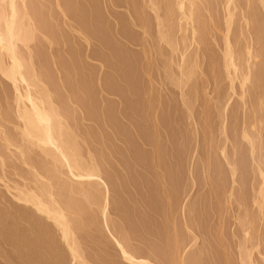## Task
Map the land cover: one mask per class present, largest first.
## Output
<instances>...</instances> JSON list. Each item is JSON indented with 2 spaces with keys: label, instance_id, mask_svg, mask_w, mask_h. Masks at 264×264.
Masks as SVG:
<instances>
[{
  "label": "rangeland",
  "instance_id": "obj_1",
  "mask_svg": "<svg viewBox=\"0 0 264 264\" xmlns=\"http://www.w3.org/2000/svg\"><path fill=\"white\" fill-rule=\"evenodd\" d=\"M16 1V0H15ZM20 0H17L15 3L17 10L21 13L23 12L22 8H25L24 10L27 9V12L30 16V18L32 19V26H34L35 29V36L36 38L32 39L34 41H30L29 44L25 45L27 48H24L22 45L18 44L17 46L20 47L21 49H19L20 53L23 54V56L26 57V55H32V61L35 67V72L37 74V71L39 73V77L41 79V83L43 84H48V85H44L46 86V88L48 89V91H50V93L52 94V98L53 101L56 105V107H60V109L62 110L61 112H63L62 114L64 115V120L65 118H67V120H65V124L67 123L68 126L72 127L74 126V130H76L75 132L78 134L76 135L77 137L79 136V138L81 139L79 142L81 143L80 146V155L83 156V158H92V156H94L92 159H94V161L96 162L97 165V169L98 173L101 177V182L105 183L108 187V191H110L108 193L109 196V208H108V218H107V222H108V228L106 226L105 220L102 219L101 217V211L96 208V211L94 208H92L90 211L84 207L83 210H85L84 214H82V217H78L80 219H82L81 224L78 225V223H80V220L77 218V221L75 219L74 215H71L70 213L67 215L69 216V219L71 220V222L73 223L72 227L74 228V232H75V239L77 241V247H78V252L79 254L82 256V258L84 260H86L85 262H87L86 264H128L125 260H122L121 257V252H119V248L118 246L115 247L116 245L114 244L115 241H113V243H111V233L117 237H121L120 239L123 238V242L124 244H128L126 245V249L132 253L137 259H146L147 261H149L151 264H180L179 262L184 261L185 263L187 262L188 264H211V262H213L212 264H222L221 262H223V264H239L240 259L241 261H246L248 262V264H264V261L262 260L263 258V254H264V249L262 250V248H264V213L260 214L258 208L255 209V206L251 205L256 192L254 191L257 187V182L258 179L255 178V174H254V178H253V174L252 171L254 172V169L252 167V165L250 164L251 162H249V158L248 157V153L249 151H247L246 147H242V145L240 146L239 143V139H240V132L239 130H241L242 126L244 125L243 123H247V121L249 120L250 116H251V109L249 104L247 103V107L244 106V104L241 102L239 95H240V88H236L239 85H235V95L232 94V91L230 89H228V85L227 82L223 81V79L220 77L222 75H220L221 73V63H222V55H223V33H224V14L225 11L221 9V7L218 5V7H215L216 9L213 10V17L217 22L218 26V32H210V38L207 36L206 41H208L207 43H210L209 45L205 42V40L203 42L204 46L207 45L206 47H199V49L196 48L195 45H192L190 47V43L189 42L190 39V32H188L187 34V39L188 42L186 40V42H181L185 45L181 46L179 44L177 51L179 52H175L172 53H167L169 52V50L171 49H167L170 48L167 44L164 45L161 41H160V37H159V31L161 33V28L159 29L160 25L159 23L160 20H158V18H162V22L163 19L166 18V15L168 10H162V8L164 9L166 3H167V7L168 5V0H166L165 2L162 0H150V2L148 3L149 0H34L35 3H33V0H24L22 2L23 5H21V2H19ZM28 1V2H27ZM46 1V2H45ZM61 1V2H59ZM67 1V2H65ZM93 1V2H92ZM107 1V2H106ZM120 1V2H119ZM153 1V3H151ZM24 2V3H23ZM49 2V5H48ZM51 2V3H50ZM54 2V3H53ZM100 2V3H99ZM104 4H103V3ZM113 2V3H111ZM143 2V4H141ZM39 3V4H38ZM41 3V4H40ZM45 3V4H44ZM76 3V4H75ZM82 3V4H81ZM87 3V4H86ZM125 3V4H124ZM131 3V4H130ZM138 3V4H137ZM145 3V4H144ZM148 3V5H147ZM158 3V4H157ZM165 3V4H164ZM242 6L244 4V1L241 2ZM52 4V5H51ZM57 4V5H55ZM64 4V6H63ZM96 4V5H95ZM119 4V5H118ZM124 4V5H123ZM134 4V5H133ZM171 4V3H170ZM20 5V6H19ZM32 5V6H31ZM37 5V6H36ZM41 5V6H39ZM55 5V6H54ZM99 5V6H98ZM102 5V6H101ZM127 5V6H126ZM133 5V6H131ZM138 5V6H137ZM151 5V6H150ZM156 5V6H155ZM160 5V7H158ZM245 5V4H244ZM254 5L255 8H252V11L248 8L252 13H255L258 21H256L255 23H258L259 30H257V26L253 24V26L256 28L257 31H261L263 32L264 35V11H263V7H260L258 4L256 6V4H251ZM35 8H34V7ZM39 6V7H38ZM46 6V7H45ZM68 6V7H67ZM81 6V7H80ZM94 6V7H93ZM122 6V7H121ZM131 6V7H130ZM136 6V7H135ZM140 6V7H139ZM147 6V7H146ZM253 6V7H254ZM58 7V8H56ZM75 7V8H74ZM105 7V8H104ZM111 7V8H110ZM125 7V8H124ZM135 7V8H133ZM142 7V8H141ZM145 7V8H144ZM151 7V8H150ZM157 7V8H155ZM245 7V6H244ZM41 8V9H40ZM53 8V9H52ZM57 10H56V9ZM61 8V9H60ZM77 8V9H76ZM120 8V10L118 9ZM154 8V9H153ZM22 9V10H19ZM46 9V10H45ZM80 9V10H78ZM83 9V10H82ZM115 9V10H114ZM123 9V10H122ZM125 9V10H124ZM135 9V10H134ZM142 11H141V10ZM153 9V10H152ZM157 9V10H155ZM219 9V10H218ZM255 9V12H254ZM29 10V11H28ZM37 13H36V11ZM40 10V11H39ZM42 10V11H41ZM51 10V11H50ZM77 10V11H76ZM92 10V11H91ZM107 10V11H106ZM118 10V11H117ZM131 10V11H130ZM133 10V11H132ZM150 10H152L150 12ZM243 10V9H241ZM241 10H237L235 12L236 17H235V21L232 25L231 28V32H230V39L232 42H236V45L240 49H245V47H248L249 45H253L255 44V37L252 36L253 30H250L246 25H245V21H244V16H241V14L243 13V11ZM262 10V11H261ZM34 11V12H33ZM53 11V12H52ZM60 11V12H58ZM65 13V14H63ZM65 11V12H64ZM75 11V12H74ZM104 11V12H103ZM112 11V12H111ZM117 11V12H114ZM127 11V13L125 12ZM144 11V12H143ZM162 11V12H161ZM164 11V13H163ZM240 11L242 13H240ZM30 12V13H29ZM44 12V13H43ZM48 12H50L48 14ZM73 12V13H71ZM80 12V13H79ZM92 15H91V13ZM99 12V13H98ZM108 14H107V13ZM111 12V13H110ZM119 12V13H118ZM134 12V13H133ZM148 12V13H147ZM155 12V14H154ZM158 12V13H156ZM160 12V13H159ZM220 12V13H219ZM223 12V14H222ZM42 13V14H40ZM52 13V14H51ZM60 13V14H59ZM77 13V14H76ZM106 13V14H105ZM113 13V14H112ZM126 13V15H125ZM132 13V14H131ZM142 15H141V14ZM33 14V15H32ZM36 14V15H35ZM38 14V16H37ZM94 14V15H93ZM104 14V15H103ZM128 14V15H127ZM135 16H134V15ZM155 16H153V15ZM157 14V16H156ZM166 14V15H165ZM222 14V15H221ZM258 14V15H257ZM41 15V16H40ZM49 15V16H48ZM52 17H51V16ZM62 15V16H61ZM74 15V16H73ZM84 15V17H83ZM91 15V16H89ZM99 17H96V16ZM150 15V16H149ZM46 16V17H45ZM64 16V19L62 18ZM79 16V17H78ZM81 16V17H80ZM104 16V17H103ZM110 18H109V17ZM112 16V17H111ZM119 16V17H118ZM126 16L128 18H126ZM139 18H138V17ZM147 16V17H146ZM165 16V18H164ZM34 17V19H33ZM36 17V18H35ZM43 17V18H42ZM48 17V18H47ZM50 17V18H49ZM67 17H69L70 19H68ZM88 17V18H87ZM158 17V18H157ZM254 17V14H253ZM54 20H53V19ZM66 18V19H65ZM96 18V19H94ZM112 18V19H111ZM122 18V19H120ZM138 18V20H137ZM147 18V19H146ZM255 18V17H254ZM38 19V20H37ZM46 19V20H45ZM51 19V20H50ZM111 19V21H110ZM125 19V20H124ZM141 19V20H140ZM34 20V22H33ZM41 20V21H40ZM43 20V21H42ZM54 22H53V21ZM62 20V21H61ZM65 20L67 22H65ZM71 20V21H70ZM76 20V21H75ZM89 20V21H88ZM98 20V21H97ZM110 22H109V21ZM119 20V21H117ZM130 20H133L132 23ZM155 20V21H154ZM158 20V21H157ZM214 20V22H215ZM221 20V21H220ZM241 22H240V21ZM39 21V22H38ZM70 21V22H69ZM136 21V22H135ZM157 21V22H156ZM244 21V22H243ZM41 22V23H40ZM47 22V24H46ZM63 22V24H62ZM72 22H74L72 24ZM78 22V23H77ZM87 22V23H86ZM90 22V23H89ZM98 22V23H95ZM102 22V23H101ZM113 22V23H112ZM116 22V23H114ZM119 22V23H118ZM126 22V23H124ZM138 22V23H137ZM215 22V23H216ZM221 22V23H220ZM39 23V24H38ZM55 23L56 25L54 26ZM58 23V24H57ZM82 25V27L80 26V24ZM89 23V24H88ZM123 23V24H122ZM130 23L135 26L133 27L132 25H130ZM134 23V24H133ZM146 23V24H145ZM156 23V24H155ZM240 23V25H239ZM31 24V23H30ZM52 24V25H51ZM69 24V25H68ZM72 24V25H70ZM98 24V25H97ZM109 26H108V25ZM112 24V25H111ZM129 24V25H128ZM149 24V25H148ZM243 24V25H242ZM260 24V25H259ZM44 27H43V26ZM66 25V26H65ZM92 25V26H91ZM105 27H104V26ZM116 25V26H115ZM122 25V27H121ZM139 25V26H137ZM155 25H157L158 27H155ZM224 25V26H223ZM38 26V27H37ZM46 26V28H45ZM64 26V27H63ZM70 28H69V27ZM76 26V27H75ZM84 26V28H83ZM98 26V27H97ZM124 26V28H123ZM128 26V27H127ZM137 26V28H136ZM141 26V27H140ZM150 26V27H149ZM246 26V27H245ZM252 26V27H253ZM262 26V28H261ZM56 29H55V28ZM75 27V28H74ZM88 29V31L86 30V28ZM97 27V29H96ZM130 27V28H129ZM42 28V29H41ZM59 28V29H58ZM79 28V29H78ZM108 28V30H107ZM115 28V29H114ZM121 28V29H120ZM128 28V29H126ZM135 28V29H134ZM144 28V30H143ZM157 31H156V29ZM235 28V29H234ZM239 28V29H238ZM246 28V29H245ZM45 29V32H44ZM48 29H50L48 31ZM58 29V30H57ZM68 29V30H66ZM74 29V30H73ZM78 29V30H77ZM92 29V31H91ZM97 31H94V30ZM100 29V31H99ZM102 29V30H101ZM118 29V31H117ZM138 29V30H137ZM242 31H241V30ZM39 30V32H38ZM53 32H52V31ZM72 30V31H70ZM81 32H80V31ZM115 32H114V31ZM137 30V32H136ZM142 30V31H141ZM249 30V31H247ZM254 30V32L256 31ZM41 31L44 33H42L43 35H41ZM57 31V32H56ZM67 31V32H66ZM76 31V32H75ZM82 36L80 37L79 34ZM123 31V32H122ZM130 33H129V32ZM135 31V32H133ZM211 31V30H210ZM237 31V32H236ZM246 33H245V32ZM48 34H47V33ZM83 32V33H82ZM87 32V33H86ZM108 32V33H107ZM122 32V33H120ZM127 32V33H126ZM141 32V33H140ZM178 32V30H177ZM39 33V34H38ZM55 33V34H54ZM57 33V34H56ZM74 33V34H73ZM77 33V34H76ZM96 33V34H94ZM100 33V35H99ZM112 35H110V34ZM135 33V34H134ZM154 36L157 35V36ZM176 33V31L174 32ZM173 33V38H174V34ZM236 33V35L234 34ZM240 33V35H239ZM251 33V34H250ZM38 34V35H37ZM46 34V35H45ZM71 34V35H70ZM98 34V35H97ZM132 34V35H131ZM140 34V35H139ZM144 34V36H142ZM147 38H146V36ZM179 34V35H178ZM213 34V35H212ZM220 34V35H219ZM222 34V35H221ZM53 35V36H52ZM59 35V36H58ZM63 35V36H62ZM84 35V36H83ZM182 33H176L175 38L176 39H181L182 38ZM190 37H189V36ZM234 35V36H233ZM39 38H38V37ZM43 36V37H40ZM69 36V37H68ZM98 36V37H96ZM117 36V38H116ZM135 36V37H133ZM153 38H152V37ZM214 36V37H213ZM249 36H250V40H249ZM51 37L50 41H52V43L47 40H49V38ZM66 37V39H65ZM74 41H73V39ZM77 37V38H76ZM124 37V38H123ZM149 37V39H148ZM159 37V38H157ZM222 37V38H221ZM232 37V38H231ZM42 38H46L47 40H44ZM62 38V41H60ZM84 38V39H83ZM103 38V39H102ZM128 38V39H127ZM152 40H151V39ZM157 38V39H156ZM174 38V39H175ZM58 43H56V41ZM60 39V40H59ZM72 39V40H71ZM83 39V40H81ZM94 39V40H93ZM113 39V40H112ZM119 39V41H118ZM126 39L128 41H126ZM131 43H130V41ZM133 39V40H132ZM179 39V41H181ZM243 39V40H242ZM264 38L261 39L260 41V49L261 47L264 48ZM80 40V41H79ZM85 40V42H84ZM99 40H103V41H99ZM109 40V41H108ZM111 40V41H110ZM123 40V41H121ZM138 43H137V41ZM145 40V41H144ZM155 40H158L155 41ZM215 41L214 43L212 41ZM218 40V41H217ZM222 40V42H221ZM252 40V41H251ZM263 40V41H262ZM38 41V42H37ZM43 41V42H42ZM69 41V42H68ZM72 41V42H71ZM92 41V42H91ZM100 43H99V42ZM107 41V42H105ZM121 41V42H120ZM126 41V43H125ZM147 41V43H146ZM151 41V43L149 42ZM175 42H178V40H174ZM250 41V42H249ZM48 45H45L46 43ZM54 42V43H53ZM68 42V43H67ZM87 42V43H86ZM89 42V43H88ZM97 42V43H95ZM123 42V43H122ZM157 42V44H156ZM234 42V43H235ZM244 42V43H243ZM35 45H33V44ZM52 44L50 46V44ZM64 45H63V44ZM74 43V44H73ZM76 43V45H75ZM86 43V44H84ZM99 43V44H98ZM102 43V44H101ZM106 43V45H105ZM142 43V44H140ZM189 43V44H188ZM218 43V44H217ZM223 43V44H222ZM32 44V45H31ZM55 44V45H53ZM67 44V45H66ZM79 46H78V45ZM88 44V45H87ZM96 44V45H95ZM127 44V45H126ZM152 44V45H151ZM215 44V45H214ZM247 44V45H246ZM20 45V46H19ZM41 45V46H40ZM58 45V46H57ZM63 45V46H62ZM72 45V46H71ZM86 45V46H85ZM120 45V46H119ZM142 45V46H141ZM146 45V46H145ZM156 47H154V46ZM158 45V46H157ZM22 46V47H21ZM45 46V47H42ZM57 46V48H56ZM95 46V47H94ZM113 46V48H112ZM126 46V47H125ZM140 46V47H139ZM149 46V47H148ZM189 46V48H185ZM242 46L244 48H242ZM52 47V48H51ZM68 49H67V48ZM70 47V48H69ZM74 47V48H73ZM76 47V48H75ZM78 47V48H77ZM107 47V48H106ZM118 47H119V51H118ZM120 47H122L120 49ZM146 47V49H145ZM152 47V48H151ZM154 47V49H153ZM158 47V48H157ZM162 47V48H161ZM208 47V48H207ZM215 47V48H214ZM259 47V46H258ZM24 48V49H22ZM32 48V49H31ZM44 48V49H43ZM50 48V49H49ZM83 48V49H82ZM92 48V49H91ZM94 48V49H93ZM102 48V50H101ZM111 48V49H110ZM164 48L165 52H164ZM37 51H36V50ZM41 49V50H40ZM57 49V51H56ZM60 49V50H59ZM63 49V50H61ZM75 49V50H74ZM111 51H109V50ZM126 49V50H125ZM129 49V50H128ZM142 49V50H141ZM150 51H149V50ZM154 50V51H151ZM156 49V50H155ZM160 49V50H159ZM181 49V50H180ZM187 49V50H186ZM192 49V50H191ZM213 49V50H212ZM219 49V50H218ZM29 50V51H28ZM33 50V51H32ZM44 50V51H43ZM47 50V52H46ZM59 50V51H58ZM70 50V51H69ZM91 50V51H90ZM103 50H107L105 52H103ZM117 50V51H116ZM183 50V51H182ZM30 51H32V53H30ZM36 51V52H35ZM52 51V52H51ZM56 53H54V52ZM64 51V52H63ZM94 51V53H93ZM115 53H114V52ZM134 51V52H133ZM137 51V52H136ZM164 52V54L162 52ZM186 51V53H185ZM190 53H189V52ZM264 51V49H263ZM263 51H262V55H263ZM28 52V53H27ZM46 54H45V53ZM59 52V53H58ZM103 52V53H101ZM149 52V54H148ZM183 52V54L186 56L189 55V58L192 59L194 58L195 55L196 56V62L197 66H198V70H197L199 77L194 78L193 80L190 81V83H187L186 85H183L184 83H182V87H186V88H181L180 86L177 87L178 85L176 84L177 80H181V75H179L180 72H182L180 69L181 67H184V65L182 64V62L180 61L179 55H182L181 53ZM27 53V54H25ZM37 53V54H36ZM58 59L57 56L58 55ZM127 53V55H126ZM134 53V54H133ZM143 53V54H142ZM167 53L168 57L171 55V57H166L167 55H165ZM221 53V54H220ZM25 54V55H24ZM36 56H35V55ZM56 54V55H55ZM63 54V55H62ZM65 54V55H64ZM93 54V55H92ZM104 54V56H103ZM107 54V55H106ZM112 54H115V58L113 57ZM121 54V56H120ZM132 54V55H131ZM137 54V55H135ZM154 54V56H153ZM215 54V55H214ZM53 55V56H52ZM68 55V56H67ZM102 57H101V56ZM110 55V57L108 56ZM144 57H143V56ZM151 57H149V56ZM161 55V56H160ZM176 55V56H175ZM183 55V56H184ZM45 56V57H44ZM70 56V57H69ZM76 56V57H75ZM79 56V57H78ZM95 56V57H94ZM99 56V57H98ZM125 56V57H124ZM214 56V57H213ZM36 57V58H34ZM47 57V58H46ZM52 57V58H51ZM56 60H54L55 58ZM73 57V58H72ZM85 57V58H84ZM87 57H89V60L87 59ZM104 57V58H103ZM121 57V58H120ZM132 57V58H131ZM145 59H143V58ZM149 57V58H148ZM155 57V58H153ZM159 57V58H158ZM176 57V58H175ZM204 57V58H203ZM264 57V55H263ZM39 58V59H38ZM63 58V59H62ZM67 58V59H66ZM69 58V60H68ZM112 58V59H111ZM124 58H127L124 60ZM134 58V59H133ZM165 58V60H164ZM171 58V59H170ZM175 58V59H174ZM187 58V57H186ZM205 60H203V59ZM46 59V60H45ZM48 59V60H47ZM62 59V61H61ZM73 59V60H72ZM96 59V60H95ZM100 59V61H99ZM101 59H105V61H102ZM107 59V60H106ZM115 59V60H114ZM118 59V60H117ZM123 59V60H122ZM129 59V60H128ZM133 59V60H131ZM136 59V60H135ZM161 59V60H160ZM188 59V58H187ZM7 60V59H6ZM40 60V61H39ZM139 60V61H138ZM169 60V61H168ZM178 63H176V61ZM182 60V59H181ZM189 60V59H188ZM193 60V59H192ZM191 60V61H192ZM5 61V60H4ZM38 61V62H37ZM43 61V62H42ZM51 61H54L53 63ZM61 61V62H60ZM66 61V62H65ZM71 61V62H70ZM89 61V62H88ZM111 61V63H110ZM119 61V62H116ZM128 61V62H127ZM137 61V62H136ZM143 61V63H142ZM147 61V62H146ZM171 61V63H169ZM264 61V58H263ZM8 63V61H5ZM81 62V63H80ZM85 62V63H84ZM123 62V63H122ZM125 62V64H124ZM141 62V64H140ZM211 62V64H210ZM215 62V63H214ZM39 65H38V64ZM41 63V65H40ZM69 63V65L67 64ZM117 63V64H116ZM135 63V65H133ZM156 63V65L154 66V64ZM163 65H160V64ZM167 63V64H166ZM46 64V65H45ZM59 64L60 68H57ZM61 64L62 67H61ZM65 64V65H64ZM72 64V65H71ZM87 64V66H86ZM114 64V65H113ZM123 64V65H122ZM169 64H171L170 66V70L169 71ZM176 64H180V65H176ZM205 64V65H204ZM209 64V65H208ZM43 65V66H42ZM52 65L55 66L52 67ZM68 65V66H67ZM95 65V66H93ZM98 65V66H97ZM103 65H105L103 67ZM113 65V66H112ZM121 67H120V66ZM128 65V66H126ZM132 65V66H131ZM147 65V66H146ZM160 65V66H159ZM166 65V68H164V66ZM174 65V66H173ZM211 65V66H210ZM217 65V66H216ZM64 66V67H63ZM102 66V67H100ZM108 68H107V67ZM145 66V67H143ZM176 66V67H175ZM186 66V65H185ZM41 67V68H40ZM43 67V68H42ZM72 67V68H70ZM79 67V68H78ZM82 67V68H81ZM99 67V69H98ZM119 67V68H118ZM134 69H133V68ZM139 67V68H138ZM162 68L160 70V68ZM174 67V68H173ZM178 67V68H177ZM50 68V69H49ZM65 68V69H64ZM70 68V69H69ZM75 68V69H74ZM93 68V69H90ZM102 68V69H100ZM105 68V69H104ZM108 70H107V69ZM109 68L111 70H109ZM172 68V69H171ZM185 68V67H184ZM54 69H58V70H54ZM62 69V70H59ZM77 69V70H76ZM97 69V70H96ZM122 69V70H121ZM142 69V70H141ZM148 69V70H147ZM177 69V70H176ZM219 69V70H218ZM76 70V71H75ZM79 70V71H78ZM104 70V71H103ZM114 70V71H113ZM131 70V71H130ZM136 70V71H135ZM165 72H163V71ZM174 70V71H173ZM178 70L180 71L178 73ZM210 70H211V76L210 75ZM54 71H57L56 73ZM63 71L67 72V73H63ZM73 73H72V72ZM82 71V73H81ZM90 71V72H89ZM100 71V72H99ZM111 71V72H110ZM121 71V72H120ZM130 71V72H129ZM135 71V72H134ZM145 71V72H144ZM177 71V72H176ZM52 72V73H51ZM61 72V73H60ZM85 72V73H84ZM100 75H99V73ZM113 72V73H112ZM116 72V73H115ZM163 72V73H162ZM57 73H58V78H57ZM70 73V75H69ZM76 73V76H75ZM93 73V75H92ZM133 73V75H132ZM143 73V75H142ZM147 73V76H146ZM157 73V75H156ZM168 73L170 76H168ZM67 75V77H66ZM92 75V76H91ZM95 75V77H94ZM105 75V76H104ZM107 75V77H106ZM128 75V76H126ZM166 76L164 78V76ZM173 75V76H172ZM176 75V76H175ZM179 75V76H178ZM2 76V74L0 75V77ZM45 76V77H44ZM67 80H66V78ZM69 76V77H68ZM81 76V77H80ZM123 76V78H122ZM126 76V78H125ZM131 76V77H130ZM144 76V77H143ZM150 76V77H149ZM163 76V77H162ZM177 77V78H174ZM80 77V78H78ZM92 77V79H91ZM99 77V78H98ZM135 77V79H134ZM146 77V78H145ZM148 77V78H147ZM157 77H159L158 79ZM210 77V78H209ZM4 77L2 76L0 78V90H2V92L0 91V131L3 130V132L5 133H1L0 132V140H2L1 136L6 137L5 135H9L12 138H16V135L18 134V128L21 125L20 121L18 120V117L16 116V104L14 101L15 98V89L14 86L11 82L7 81L6 79H3ZM69 78V79H68ZM83 78V79H82ZM90 78V82L89 79ZM98 78V79H97ZM117 78V79H116ZM122 78V79H121ZM139 78V80H137ZM141 78V79H140ZM143 78V79H142ZM209 78V79H208ZM46 79V80H45ZM56 79V80H55ZM59 82H58V80ZM63 81H62V80ZM74 79V80H73ZM76 79V81H75ZM86 79V80H85ZM88 79V80H87ZM107 79V80H106ZM114 79V80H113ZM134 79V80H133ZM147 79H149L147 81ZM162 79V80H161ZM171 79V80H170ZM198 79V81H197ZM84 80V81H83ZM106 82H105V81ZM123 82H122V81ZM127 84H126V81ZM152 80V81H151ZM163 80L165 81V83L163 82ZM171 82H170V81ZM196 80V81H195ZM205 80V82H204ZM219 80V81H218ZM66 81V82H65ZM75 81V83H74ZM80 81V82H79ZM86 81V82H85ZM98 81V82H96ZM110 81V83H109ZM116 81V82H115ZM119 81V82H118ZM143 81V82H142ZM150 81V82H149ZM161 81V82H160ZM216 81V82H215ZM218 81V82H217ZM5 82V83H4ZM44 82V83H43ZM83 82V83H82ZM93 82V83H92ZM102 82V83H101ZM125 82V83H124ZM169 82V84L167 83ZM178 82V81H177ZM20 83V82H18ZM31 84H35L34 82H30ZM60 83V84H59ZM69 83V84H68ZM74 83V84H73ZM90 83V84H89ZM98 83V84H97ZM120 83V84H118ZM142 83V85L140 84ZM146 83V84H145ZM167 83V84H166ZM193 83V84H192ZM195 83V85H194ZM211 83H214L213 85ZM218 83V84H217ZM21 85H18V88H22L21 91L24 94V90L25 92H29L30 90V94L32 93H36V89L32 88L31 84L28 85V89L26 88L27 84L26 83H20ZM63 84V85H61ZM72 84V85H71ZM87 84V85H86ZM92 84V85H91ZM117 84V85H116ZM153 84V85H152ZM155 84V85H154ZM190 84V85H189ZM197 84V86H196ZM208 84V85H207ZM220 84V85H219ZM222 84V85H221ZM36 85V84H35ZM51 85V86H49ZM66 85V86H65ZM68 85V86H67ZM84 85V86H83ZM126 85V87H125ZM167 85V86H166ZM192 88H189V87ZM205 85V86H204ZM212 85V86H211ZM21 86V87H20ZM31 86V88H30ZM56 86V87H55ZM61 86V87H60ZM73 86V87H72ZM82 86V87H81ZM96 86V87H95ZM99 86V87H98ZM101 86V87H100ZM109 88H108V87ZM112 86V87H111ZM122 86V87H121ZM142 86V87H141ZM146 86V87H145ZM154 86V87H153ZM156 86V87H155ZM165 86V88H164ZM172 88H171V87ZM210 86V87H209ZM67 87V88H66ZM85 87V88H84ZM118 87V88H117ZM121 87V88H120ZM134 87V88H133ZM141 87V88H140ZM151 87V88H150ZM177 87V88H176ZM196 87V88H195ZM208 87V88H207ZM214 87V88H213ZM6 88V90H5ZM30 88V89H29ZM57 88H59V90H57ZM64 89L65 91H63L62 89ZM66 88V89H65ZM71 88V89H70ZM75 88V89H74ZM77 88V89H76ZM79 88V89H78ZM107 88V89H106ZM124 88V89H123ZM128 90H127V89ZM158 88V89H157ZM164 88V89H163ZM207 88V89H206ZM32 89H35L32 91ZM73 89V90H72ZM88 89V90H87ZM99 89H101L99 91ZM115 89L116 92H114ZM117 89V90H116ZM136 89V90H134ZM146 89V90H144ZM156 89V90H155ZM169 89V90H168ZM179 89V90H178ZM212 89V92H211ZM62 90V91H61ZM71 90V91H70ZM83 90V91H82ZM91 90V91H90ZM104 90V91H103ZM110 90V91H109ZM112 90V91H111ZM121 90V91H119ZM160 90V91H159ZM171 90V91H170ZM194 90V91H193ZM198 90V91H197ZM203 90V91H202ZM218 90V91H217ZM239 90V91H238ZM13 91V92H11ZM32 91V93H31ZM54 91V92H53ZM69 91V92H68ZM128 91V93H127ZM143 91V92H141ZM165 91V92H164ZM191 91V93L189 92ZM197 93H196V92ZM206 91V94H205ZM208 91V92H207ZM228 94H227V92ZM59 92V93H58ZM84 92V93H83ZM102 92V93H100ZM107 93L104 94V93ZM109 92V94H108ZM119 92V93H118ZM145 92V93H144ZM149 92V93H148ZM159 92V93H158ZM179 92V93H178ZM189 92V93H188ZM195 92V93H194ZM202 92H203V99H202ZM216 92V94H215ZM65 93V94H64ZM67 93V94H66ZM71 96H70V94ZM81 93V94H80ZM94 93V94H93ZM96 93V94H95ZM121 93V94H120ZM148 93V94H147ZM151 93V94H150ZM157 93V94H156ZM163 93V94H162ZM172 93V94H171ZM175 93V94H174ZM181 93V94H180ZM182 93L184 97V101L182 98ZM199 93V94H198ZM211 93L213 95H211ZM224 93L226 95H224ZM2 94H4L3 96H1ZM32 94V95H34ZM57 94V95H55ZM100 94V95H99ZM117 94L119 96H117ZM125 94V95H123ZM144 94V95H143ZM165 94V95H164ZM169 94V95H168ZM218 94V95H217ZM8 95V96H7ZM83 95V96H82ZM97 95V98L96 96ZM116 96L115 100L113 99ZM140 95V96H139ZM195 95V97H194ZM205 95V97H204ZM208 95V96H207ZM231 95L230 98V102L228 101L227 104V99L228 97ZM88 96V98H87ZM99 96V97H98ZM108 96V97H107ZM110 96V97H109ZM124 96V98H123ZM160 99H159V97ZM168 96V97H167ZM211 96V97H210ZM228 96V97H227ZM81 97V98H80ZM83 97V98H82ZM86 99H85V98ZM93 97V98H92ZM103 97V98H102ZM121 97H122V102H121ZM130 97V98H129ZM142 97V98H139ZM149 97V98H148ZM210 97V100L209 98ZM218 97V100H217ZM223 97V98H222ZM6 98V99H5ZM12 98V99H11ZM57 98V99H56ZM67 98V100L65 99ZM106 98V99H104ZM112 98V99H111ZM168 98V99H166ZM189 98V99H188ZM195 98V100H194ZM197 98V99H196ZM216 98V100H215ZM3 99V100H2ZM11 99V100H10ZM125 99V100H124ZM129 99V100H128ZM143 99V100H142ZM159 99V101H158ZM206 99V100H205ZM226 99V100H225ZM84 100V101H83ZM90 100V102H89ZM92 100V101H91ZM103 104H102V101ZM148 100V102H147ZM163 100V101H162ZM168 100V101H166ZM173 100V101H172ZM205 100V101H204ZM209 100V101H208ZM221 100V101H220ZM3 101H7V103L5 102V104L3 103ZM57 103H56V102ZM67 101V102H65ZM69 101V103H68ZM76 101V102H75ZM95 101V102H94ZM117 101V102H116ZM121 104H119L120 102ZM175 101V102H174ZM183 101V102H182ZM188 101V102H187ZM194 101V102H193ZM196 101V102H195ZM114 102V103H113ZM119 102V103H118ZM126 102V103H125ZM162 102V104H161ZM168 102V103H166ZM173 102V103H172ZM213 102V103H212ZM219 102V103H218ZM223 102V103H222ZM237 102H239L237 104ZM12 103V104H11ZM53 103V104H54ZM64 105H62V104ZM90 103V104H89ZM97 106H96V104ZM107 103V104H106ZM111 103V105H110ZM116 103V104H115ZM118 103V104H117ZM123 103V104H122ZM132 103V104H131ZM148 103V104H147ZM158 103V104H157ZM177 103V104H176ZM181 103V104H180ZM185 103V104H184ZM205 105H204V104ZM216 105H215V104ZM227 107H226V105ZM79 106H78V105ZM195 104V106H194ZM218 104V105H217ZM4 105V106H3ZM13 105V106H12ZM67 105V106H66ZM91 105V106H90ZM94 105V107H93ZM107 105V106H106ZM115 105V106H114ZM117 105V106H116ZM125 105V106H124ZM146 105V107H145ZM148 105V108H147ZM215 105V106H214ZM226 107L225 111L223 108L220 107ZM3 106V107H1ZM82 106V107H81ZM85 106V107H84ZM88 106V107H87ZM100 108H99V107ZM110 106V107H109ZM114 106V107H113ZM128 106V107H127ZM169 106V108H168ZM192 106V107H191ZM201 106V107H200ZM210 108H208V107ZM213 106L215 108H213ZM217 106V108H216ZM14 107V108H13ZM69 107H71L69 109ZM84 107V108H83ZM93 107V108H92ZM122 107V108H121ZM138 107V108H137ZM176 107V108H175ZM182 107V109H181ZM204 107V108H203ZM238 107V109H237ZM3 110H2V109ZM83 108V110H82ZM91 108V109H90ZM102 108V109H101ZM118 108H119V112H118ZM124 108V109H123ZM130 108V109H129ZM133 108V110L131 111V109ZM173 108V109H172ZM194 108V109H193ZM203 108V109H202ZM208 108V113L206 112V109ZM220 110H219V109ZM231 108V109H230ZM12 109V110H11ZM90 109V110H89ZM115 109V110H113ZM117 109V110H116ZM135 109V110H134ZM149 109V111H148ZM189 109V110H188ZM193 109V110H192ZM218 109V110H217ZM235 109V110H233ZM2 110V111H1ZM87 110V112L85 111ZM101 110V111H100ZM110 110V111H109ZM122 110V111H121ZM145 110V112L143 111ZM168 110V111H166ZM174 110V111H173ZM198 110V111H197ZM218 112H217V111ZM238 110V111H237ZM85 111V113H84ZM94 111V112H93ZM115 111V114H111ZM126 111V112H125ZM136 113H135V112ZM186 112V116H184V113ZM192 111V112H191ZM216 111V112H214ZM222 111V112H221ZM225 113H224V112ZM241 111V112H240ZM13 112V113H10ZM15 112V113H14ZM69 112V113H67ZM91 112V113H90ZM93 112V113H92ZM101 112V113H100ZM151 112V113H150ZM224 114V116H220V113ZM244 114H243V113ZM1 113H4V115H1ZM9 113V114H7ZM66 113V114H65ZM89 113V115H88ZM96 113V114H95ZM99 115H98V114ZM109 113V114H108ZM119 113V114H118ZM145 113V114H144ZM162 113V114H161ZM202 113V115H200ZM207 113V114H206ZM219 113V114H218ZM238 113V114H237ZM247 113V114H246ZM249 113V114H248ZM13 114V115H12ZM70 114V115H69ZM94 116H93V115ZM176 114V115H175ZM189 114V116H188ZM204 114V115H203ZM214 114V115H213ZM246 114V115H245ZM74 115V116H73ZM85 115V116H84ZM87 115V116H86ZM102 115V116H101ZM106 115V117H104ZM109 115H111L109 117ZM137 115V116H136ZM144 115V117H143ZM220 117H218V116ZM15 118H14V117ZM91 116V117H90ZM103 118V122L102 118ZM115 116V117H114ZM117 116V117H116ZM141 116V117H140ZM147 116V117H146ZM149 116V118H148ZM175 116V117H174ZM182 116V117H181ZM191 116V117H190ZM199 116V117H198ZM243 116V117H242ZM8 117V118H7ZM72 117V118H71ZM90 121H89V119ZM120 117V118H119ZM187 117V118H186ZM224 117V118H222ZM13 118V119H12ZM78 118V119H77ZM87 118V119H86ZM153 118H155V123L153 122ZM190 118V119H189ZM201 118V119H200ZM204 118V119H203ZM220 118V120H219ZM10 119V120H8ZM74 121H73V120ZM92 119V120H91ZM101 119V120H100ZM149 121H148V120ZM162 119V120H161ZM181 119V120H180ZM208 119V120H207ZM231 119H233L231 121ZM8 120V121H6ZM18 122H17V121ZM88 120V121H87ZM98 120H100L98 122ZM123 120V121H122ZM144 120V121H143ZM152 120V122H151ZM190 120V121H188ZM194 120V121H193ZM204 120V121H203ZM10 121V122H9ZM68 121V122H67ZM76 121V122H75ZM133 121V122H132ZM135 121V122H134ZM140 121V122H139ZM143 121V123H142ZM177 121V122H176ZM179 121V122H178ZM193 121V122H192ZM225 121V122H224ZM245 121V122H244ZM80 125H78L79 123ZM92 122L93 124L95 123V125L93 126V124L91 125L90 123ZM125 122V123H124ZM145 122V123H144ZM208 122V123H207ZM220 122V123H219ZM228 122V123H227ZM12 125H11V124ZM19 123V125L17 124ZM74 123V124H73ZM77 123V124H75ZM89 123V124H88ZM120 123V124H119ZM122 123V124H121ZM164 123V124H163ZM180 123V124H179ZM196 123V124H195ZM204 123V125H203ZM223 123V124H222ZM225 123V124H224ZM232 123V124H231ZM235 123V124H234ZM245 123V124H246ZM2 124H4V126H2ZM10 124V126L8 125ZM15 124V125H14ZM136 124V125H135ZM140 124V125H138ZM156 126H155V125ZM178 124V125H177ZM185 124V125H184ZM188 124V125H187ZM217 124V125H216ZM222 124V125H221ZM241 124V125H240ZM18 125V126H16ZM66 125V126H67ZM89 125V126H88ZM125 127H124V126ZM191 127H188V126ZM199 125V126H198ZM206 125V126H205ZM216 125V127H215ZM222 127H221V126ZM227 128V136L229 138V142L228 144H226V149H227V155L232 158L235 150L236 153H238L237 155V161H238V166L240 167V169L242 168L244 170V174H243V170L238 168L237 171V175L236 178L234 180H232L229 176V171H227V168L225 167V161L222 151L224 149V143L222 139V132H223V136L226 139V135L224 134V128ZM236 125V127H235ZM238 125V126H237ZM84 126V127H81ZM122 126V127H121ZM132 127V128H129ZM177 128H176V127ZM181 126V127H180ZM186 126V127H185ZM198 126V128H197ZM5 127V128H4ZM12 127H14L15 129H13ZM76 127V128H75ZM96 127V129H95ZM99 127V129L97 128ZM111 127V128H110ZM160 127V128H159ZM195 127V128H194ZM230 129H229V128ZM241 127V128H240ZM11 128V129H10ZM81 128V130H80ZM84 128V129H83ZM92 128V130H91ZM101 128V129H100ZM138 128V129H137ZM146 128V129H145ZM190 128V130H189ZM192 128V129H191ZM219 128H223L222 130ZM86 130L87 133H85ZM107 129V130H105ZM130 129V131H129ZM133 129L134 132H133ZM142 129V130H141ZM199 129V130H198ZM218 129V130H217ZM239 129V130H237ZM17 131V132H12V131ZM113 130V131H112ZM156 130V132H155ZM163 130V131H161ZM194 130V131H192ZM211 130V131H210ZM78 131V132H77ZM95 131V132H94ZM98 131V132H96ZM103 131V132H102ZM125 133H124V132ZM141 131V132H140ZM170 131V132H169ZM186 131V132H185ZM222 131V132H221ZM239 131V132H237ZM83 133L84 135H80ZM93 132V133H92ZM100 132V134H99ZM119 132V134H118ZM122 132V133H121ZM133 132V133H132ZM137 132V133H136ZM148 132V133H147ZM172 132V133H171ZM174 132V133H173ZM179 132V134H178ZM189 132V133H188ZM194 132H196L194 134ZM201 132V133H200ZM217 132L220 134H217ZM234 132V134H237L236 136L234 134H232ZM10 133V134H9ZM75 133V134H76ZM117 133V136L116 134ZM124 133V134H123ZM150 133V134H149ZM185 133V134H184ZM206 133V135L204 134ZM12 134V135H11ZM93 134V135H92ZM111 134L113 135V138L111 136ZM115 134V135H114ZM139 134V135H138ZM166 134V135H165ZM190 134L191 137H189L188 135ZM192 134V135H191ZM203 134V135H202ZM15 135V136H14ZM85 135H88L85 136ZM96 135V136H95ZM98 135V137H97ZM100 135V136H99ZM132 135V136H131ZM141 135V136H140ZM143 135V136H142ZM162 135V136H161ZM166 137H165V136ZM168 135V136H167ZM171 135L172 136L171 138ZM179 135V136H178ZM202 135V136H201ZM210 137H209V136ZM221 137H219V136ZM7 136V137H9ZM14 136V137H13ZM136 136V137H135ZM139 136V137H138ZM158 136V137H157ZM183 136V137H182ZM193 136V138H192ZM219 138H218V137ZM239 136V137H238ZM3 137V138H4ZM87 137V138H86ZM110 137L112 140H110ZM146 137V138H145ZM152 137V138H151ZM187 137V139H186ZM86 138V139H85ZM98 138V139H97ZM101 138V139H100ZM105 138V139H104ZM129 138V139H128ZM167 138V139H165ZM234 138H237L234 140ZM239 138V139H238ZM91 139H93L92 141H90ZM95 139V140H94ZM137 139V140H136ZM142 139V140H141ZM151 139V140H149ZM191 139V140H190ZM193 139V141H192ZM203 139V140H202ZM212 139V140H211ZM216 139V140H215ZM220 139V140H219ZM232 139V141H231ZM86 140V141H85ZM91 142H89V141ZM102 140V142H101ZM106 140V141H105ZM109 140V141H108ZM125 140V141H124ZM184 140V141H182ZM0 141V144L2 143ZM95 141V142H94ZM139 141V143H138ZM168 141V143L166 142ZM174 141V142H172ZM188 141V142H187ZM209 143H208V142ZM217 143H216V142ZM106 142V143H105ZM116 142V143H115ZM124 142V145H123ZM143 142V143H142ZM176 142V143H175ZM192 142V144L190 143ZM223 144H222V143ZM88 143V144H87ZM90 143V144H89ZM112 143V144H111ZM119 143V144H118ZM127 143L128 147H126L127 145L125 144ZM130 143V144H128ZM132 143V145H131ZM141 143V144H140ZM172 143V144H171ZM187 143V144H186ZM234 143L237 146V149L235 148V150H232L234 148ZM149 144V145H148ZM157 144V145H156ZM177 144V145H176ZM215 144V145H214ZM2 145L4 146V144L2 143ZM0 146V148H2L3 146ZM84 145V146H83ZM88 145V146H86ZM92 145V147H91ZM106 145V146H105ZM110 145V146H109ZM117 145V146H116ZM134 145V146H133ZM149 147H148V146ZM182 145V148H184V150L182 148H180ZM184 145V146H183ZM191 145V146H189ZM86 146V147H85ZM123 148H122V147ZM139 146V147H138ZM143 146V147H142ZM162 148H161V147ZM209 146V147H208ZM214 146V149H213ZM235 146V147H236ZM244 146V145H243ZM90 151L88 153V151L85 153L84 148H87ZM94 147V149H93ZM133 147V148H132ZM148 147V148H147ZM151 147V149H149ZM156 147V148H155ZM165 147V148H164ZM206 147V148H204ZM217 147V151L215 152ZM220 147V151L219 152V148ZM241 147V148H240ZM118 148V149H117ZM145 148V149H144ZM147 148V149H146ZM187 148V149H186ZM246 148V152L245 149ZM11 149V150H10ZM91 149V150H90ZM124 149V150H123ZM128 149V150H127ZM136 149V150H135ZM182 149V150H181ZM214 151H212V150ZM240 149V150H239ZM4 150L5 149H1ZM116 150V151H115ZM140 150V151H139ZM238 150V151H237ZM3 151V152H4ZM8 151V150H7ZM13 153V154H11ZM9 153L5 152V155H7L6 157H9V160H11V162L9 163L8 159H5V157H1V159H4V161H0V173L4 176H2L0 174V177L2 179H0V241L2 240L4 243H0V247L3 248V250H1L0 248V264H19L20 260L22 264H69L71 262L72 257H70L69 255V249L67 248L66 244L62 241V239H60V233L57 234L59 235L57 237L56 233H58V229L57 232L55 229V226L52 224V222H50V220H46L44 219V217H42L41 215H39L38 213H35V210H32L30 208V206L24 204V203H20L17 201L14 202L16 199H14V197L16 196L15 193L20 192V189L23 188L25 185L26 187H24V189L21 190H26L25 192L29 191L28 189H31L33 191V189L38 190L36 188L41 187V186H45L43 185V183H46V185L48 184V182L45 181V179H40L41 186L37 185V183L35 184V180L34 178H29L30 176L33 177V171L36 170V168H34L35 170L32 169V167H36L37 165H39V169H40V165L44 163L46 164V162H44V159L41 160V157L38 153H32V156L28 155L26 157L30 158L29 163L27 162V159L25 160L26 164L24 163V160L21 158H19V154H15L17 152V150H15V148H9ZM16 151V152H15ZM92 151L95 152V154H92ZM101 151V152H100ZM104 151V152H103ZM106 151V152H105ZM125 151V153H124ZM152 151V152H151ZM157 151V152H156ZM193 151V152H192ZM205 151V152H204ZM0 151V153H3ZM127 152V154H126ZM135 152V153H134ZM141 152V153H140ZM149 152V153H148ZM155 152V153H154ZM212 152V153H211ZM242 152H243V156H242ZM9 155H8V154ZM88 155V157H86L85 154ZM132 153V154H131ZM240 153V154H239ZM247 153V154H246ZM102 154V155H101ZM114 154V155H113ZM131 154V155H130ZM137 154V155H136ZM152 154V155H151ZM157 156H156V155ZM171 154V155H170ZM206 154V155H205ZM222 154V155H221ZM1 155V154H0ZM13 157L12 159H10L11 157ZM13 155V156H12ZM17 157H16V156ZM34 155V157H33ZM40 157L38 161V157ZM85 155V156H84ZM90 155V156H89ZM109 155V156H108ZM116 155V156H115ZM128 155V156H127ZM161 155V156H160ZM165 155V156H164ZM210 155V156H209ZM214 157H212V156ZM247 155V156H246ZM4 156V153H3ZM30 156V157H29ZM134 156V157H133ZM139 156V157H137ZM209 156V158H208ZM216 156V157H215ZM25 157V158H26ZM33 157V158H32ZM36 157V159H35ZM101 158V160H99V158ZM105 157V158H104ZM137 157V158H136ZM147 157V158H146ZM158 157V158H157ZM163 157V158H161ZM167 157V158H165ZM221 157V158H219ZM242 157V158H241ZM115 158V159H114ZM119 158V159H118ZM128 158V160H127ZM133 158V159H131ZM136 158V159H135ZM151 158V159H150ZM169 158V159H168ZM204 158V159H203ZM214 158V159H213ZM239 158V160H238ZM245 158V159H244ZM18 159V161L15 160ZM34 159V160H33ZM150 159V161H149ZM161 159V160H160ZM208 159H210L208 161ZM212 159V160H211ZM236 159V158H235ZM107 160V161H106ZM111 160V161H110ZM206 160V162H205ZM214 160V161H213ZM20 161V162H19ZM23 161V162H22ZM29 161V160H28ZM34 161V162H33ZM103 161V162H102ZM115 161V162H114ZM121 161V162H120ZM135 161V162H134ZM140 161V162H139ZM204 161V163H203ZM245 161V163H243ZM41 162V164L39 163ZM44 162V163H43ZM100 165H99V163ZM109 162V163H107ZM133 162V164H132ZM142 162V163H141ZM151 162V163H150ZM209 162V164H208ZM223 162V163H222ZM6 163V164H5ZM18 163V164H17ZM20 163V164H19ZM33 163V164H32ZM35 163V164H34ZM38 163V164H37ZM136 163V164H135ZM144 163V164H143ZM159 163V164H158ZM164 163V164H163ZM216 163V164H215ZM220 163V164H219ZM246 163H248V165H246ZM13 164V165H11ZM24 164V166L22 165ZM32 166L29 167L28 166ZM143 164V165H142ZM154 164V166H153ZM169 164V165H168ZM220 166H219V165ZM224 164V166L221 168V166ZM242 164V167H241ZM8 165V166H7ZM10 165V166H9ZM111 167H110V166ZM118 165V166H117ZM138 165V166H137ZM164 165V166H163ZM203 169H202V166ZM207 165V166H206ZM19 166V167H18ZM45 166V165H44ZM47 166V165H46ZM100 166V167H99ZM104 167V168H101ZM107 166V167H106ZM140 170H138L136 167ZM151 166V167H150ZM213 166V167H212ZM237 166V167H238ZM246 166V167H245ZM21 167V168H20ZM132 167V168H131ZM147 167V168H146ZM157 167V169H156ZM164 167V168H163ZM210 169H209V168ZM216 170H215V168ZM245 167V168H244ZM12 168V170H11ZM24 168V169H23ZM28 168V169H27ZM41 168H44L43 166ZM101 168V169H100ZM108 168V169H107ZM112 168V169H111ZM121 168V169H120ZM124 168V169H123ZM129 168V169H128ZM144 168V169H143ZM150 168V169H149ZM167 168V169H166ZM206 168V169H205ZM33 171H32V170ZM115 169V171L113 170ZM119 171H118V170ZM127 169V171H126ZM134 169V170H133ZM171 169V170H170ZM205 169V171H204ZM219 169V170H218ZM247 169V170H245ZM250 169V170H249ZM27 170V171H26ZM102 170V171H101ZM111 170V171H110ZM148 170V171H147ZM150 170V171H149ZM157 170V171H156ZM166 170V172H165ZM209 170V171H208ZM218 170V171H217ZM4 171V172H3ZM23 171V172H22ZM26 171V172H25ZM40 171V170H38ZM38 171H35V174L38 173ZM43 171V170H41ZM40 171V172H41ZM121 171V172H120ZM123 171V172H122ZM164 171V172H163ZM168 171V172H167ZM188 171V172H187ZM212 171V172H211ZM222 171V172H221ZM247 171V172H246ZM29 172H32L31 174ZM44 172V171H43ZM106 174H104V173ZM207 172V173H205ZM5 175H4V174ZM29 173V174H28ZM102 173V174H101ZM124 173V174H123ZM128 173V174H127ZM154 173V174H153ZM168 173V174H167ZM172 175H171V174ZM224 173V174H223ZM227 175H226V174ZM130 174V175H129ZM136 174V177H135ZM144 174V175H143ZM159 174V175H157ZM166 174V175H165ZM207 174V175H205ZM243 174V175H242ZM250 174V175H249ZM38 175V174H37ZM39 175H44L43 173L39 174ZM104 175V176H102ZM125 175V176H124ZM149 175V176H148ZM154 175V176H153ZM163 175V176H162ZM220 175V177H219ZM223 175V176H222ZM245 175V176H244ZM13 176V177H12ZM28 176V177H27ZM128 176V177H127ZM140 176V177H139ZM142 176V177H141ZM153 176V177H152ZM159 176V177H158ZM227 176V177H226ZM247 176V177H246ZM24 180H23V178ZM105 177V178H104ZM119 177V179H118ZM121 177V178H120ZM131 177V178H130ZM135 177V178H134ZM150 177V178H149ZM208 177L210 179H208ZM224 177L226 178L224 179ZM250 177V178H249ZM252 177V178H251ZM4 178L6 180H4ZM27 178V179H26ZM29 178V179H28ZM40 178V177H39ZM114 178V179H113ZM128 178V179H127ZM144 178V179H143ZM155 178V179H154ZM11 179V180H10ZM27 181H26V180ZM31 179V180H30ZM33 179V180H32ZM123 179V180H122ZM172 179V180H171ZM176 179V180H174ZM224 179V180H223ZM254 179V180H253ZM4 180V181H3ZM9 180V181H8ZM39 179H36V182H40L38 181ZM44 180V181H42ZM107 180V181H106ZM118 180V181H117ZM121 180V181H120ZM129 180V181H128ZM142 180V181H141ZM148 180V182H147ZM159 180V181H158ZM218 180V181H217ZM232 180V181H231ZM15 181V182H14ZM24 181V182H22ZM31 181V182H30ZM61 181V180H60ZM59 181V182H60ZM111 181V182H110ZM115 181H117V183H115ZM127 181V182H126ZM139 183H138V182ZM141 181V182H140ZM150 181V182H149ZM155 181L157 183H155ZM169 181V182H168ZM192 181V182H191ZM211 181V182H210ZM218 183H217V182ZM233 181H235V183L233 184ZM250 181V182H249ZM254 181V182H251ZM18 182V183H17ZM26 182V183H25ZM57 181V184L55 182V188L58 189V186H60L61 182L59 183ZM145 182V183H144ZM154 182V183H153ZM221 182V183H220ZM224 182V183H223ZM8 183V184H7ZM16 184L17 186L14 185L15 188H13L12 184ZM23 183V184H21ZM29 183V185H28ZM31 183L33 185H31ZM98 182L97 187L95 189H93L92 194H94L96 197H99V203H102L101 201L103 200L102 195H104V185H102ZM112 183V184H111ZM128 183V184H127ZM132 183V184H131ZM176 183V184H175ZM193 183V184H192ZM214 183V184H213ZM252 183V184H251ZM5 184V186H4ZM35 184V185H34ZM59 184V185H58ZM118 184V185H117ZM124 184V185H123ZM137 184V185H136ZM144 184V185H143ZM192 184V185H191ZM256 184V185H255ZM11 185V186H10ZM21 185V186H20ZM28 185V186H27ZM115 185V186H114ZM131 185V186H130ZM143 185V186H142ZM151 185V186H150ZM154 185V186H153ZM162 185V186H161ZM164 185V186H163ZM219 185V186H217ZM240 185V186H239ZM31 186V187H30ZM38 186V187H37ZM130 186V187H129ZM142 186V187H141ZM147 186V187H146ZM158 186V187H157ZM226 186V187H225ZM6 187V188H5ZM35 187V188H34ZM162 187V188H161ZM167 187V188H166ZM178 187L180 189L177 188ZM229 187V188H228ZM232 187V188H231ZM244 187V188H243ZM252 187V188H251ZM4 188V191H3ZM11 188V189H10ZM166 188V190H165ZM213 188V189H212ZM220 190H219V189ZM223 188V190H221ZM240 188V190L238 189ZM243 188V189H241ZM252 190H251V189ZM10 189V190H9ZM19 189V191H18ZM102 189V190H101ZM117 189V190H115ZM123 189V191H122ZM128 189V190H127ZM161 189H164L161 191ZM172 189V192L170 191ZM225 189V190H224ZM232 192L233 195H235L234 197L232 196V198H230L231 200H229V204L228 208L227 205L225 204V196L223 194H226V190L227 191ZM233 189V190H232ZM2 190V191H1ZM7 190H8V194H5ZM12 190V191H11ZM30 190V192H32ZM112 190V191H111ZM145 190V191H144ZM209 190V191H208ZM215 190V191H214ZM218 190V191H217ZM10 191V192H9ZM23 191V192H24ZM98 191V192H97ZM133 191V192H132ZM135 191V193H134ZM138 191V192H137ZM144 191V192H143ZM167 191V192H166ZM213 191V192H212ZM217 191V192H216ZM221 191V192H220ZM225 191V192H224ZM252 191H254V193H252ZM35 192V191H34ZM121 192V194H120ZM128 192V193H127ZM148 192V193H147ZM162 192V193H161ZM166 192V193H165ZM176 192V193H174ZM239 192V193H238ZM242 192V193H241ZM125 193V194H124ZM146 193V195H145ZM156 193V194H155ZM220 193V194H219ZM242 195H241V194ZM2 194L4 196H2ZM100 194V195H99ZM111 194V195H110ZM162 194V195H161ZM169 194H171L169 196ZM121 195V196H120ZM127 198H126V196ZM168 195V196H167ZM178 195V196H177ZM222 195V196H221ZM254 195V196H253ZM130 196V197H129ZM174 196V197H173ZM243 196V197H241ZM8 197V198H6ZM118 197V198H117ZM129 197V198H128ZM140 197V199H139ZM224 197V198H223ZM238 197V198H237ZM252 197V198H251ZM11 198V199H10ZM146 198V199H145ZM220 198V199H219ZM240 198V199H239ZM244 198V199H243ZM4 199V200H3ZM166 199V200H165ZM168 199V200H167ZM177 199V200H176ZM179 199V200H178ZM219 199V201H218ZM225 199V200H224ZM236 199V200H235ZM251 199V201H250ZM6 200V201H5ZM118 200V201H117ZM133 200L135 202H133ZM170 200V201H169ZM219 203V205L217 204V201ZM244 202L242 203L241 202ZM245 200V201H244ZM247 200V201H246ZM14 203H12V202ZM166 201V202H165ZM10 202V203H9ZM117 202V203H116ZM121 202V203H120ZM129 202V204H128ZM137 202V203H136ZM155 202L156 205H155ZM176 202V203H174ZM247 202V205H246ZM20 203V205H19ZM113 203V204H112ZM116 203V204H115ZM167 203V204H166ZM193 203V204H192ZM7 204V206H6ZM13 204V205H12ZM17 204V205H15ZM137 204V205H136ZM150 205L151 207H149L148 205ZM163 204V205H162ZM176 204V205H175ZM23 205H26L25 207ZM115 205V206H114ZM140 205V206H138ZM147 205V206H146ZM223 205V206H222ZM12 208H11V207ZM19 209V207H21L19 210L16 209L17 207ZM24 208H23V207ZM127 206V207H126ZM155 206V207H154ZM180 206V207H179ZM221 206V207H220ZM249 208H248V207ZM6 207V208H5ZM133 207V208H132ZM142 209H140V208ZM232 207V208H231ZM163 208V209H162ZM227 208V209H226ZM242 208V209H240ZM248 208V209H247ZM4 209H8V210H4ZM16 209V210H15ZM24 211H23V210ZM121 209V210H120ZM148 209V210H147ZM161 209V210H160ZM179 209V210H178ZM223 209V210H222ZM2 210V211H1ZM16 213H15V211ZM27 210V211H26ZM256 210V211H255ZM258 210V212H257ZM9 211V212H8ZM22 211L24 213H22ZM26 211V213H25ZM93 211V212H92ZM155 211V212H154ZM174 211H176L174 213ZM192 211V212H191ZM220 211V212H219ZM225 211V212H224ZM249 211L251 213H249ZM2 212V213H1ZM4 212V213H3ZM8 212V213H7ZM14 212V213H13ZM18 212V213H17ZM33 212V213H32ZM92 212V213H90ZM100 212V213H99ZM29 213V214H28ZM99 213V214H97ZM142 213V214H140ZM164 213V214H163ZM170 213V214H169ZM255 213V214H254ZM10 214L9 217L6 215ZM13 214V215H12ZM17 214V215H16ZM21 214V215H20ZM26 214L29 216H26ZM38 217H36L35 216ZM38 214V215H37ZM115 214V215H114ZM119 214V215H118ZM138 214V215H137ZM174 214H176L174 216ZM238 214V215H237ZM16 215V217H15ZM20 215V216H19ZM30 215H31V219H30ZM87 215V216H86ZM91 215V216H90ZM99 215V217H98ZM128 215V216H127ZM169 215V216H168ZM19 216V217H18ZM81 216V215H80ZM115 216V217H114ZM118 216V217H117ZM135 216V217H133ZM174 216V217H173ZM243 216V218H245L244 216L248 217L247 220L244 222H241L240 225V219ZM256 216V218H255ZM11 217V218H10ZM12 217L14 218L12 220ZM23 217V218H22ZM73 217V218H72ZM90 217V218H89ZM92 217V218H91ZM110 217V218H109ZM131 217V218H130ZM146 217V218H145ZM154 217V218H153ZM252 217L254 219H252ZM263 217V218H262ZM4 218L5 221H4ZM20 218V219H19ZM25 218V219H24ZM37 218V219H36ZM41 218V219H39ZM96 218V219H95ZM100 218V219H99ZM117 218V220H116ZM130 218V219H129ZM143 218V219H142ZM151 218V219H150ZM160 218V220L158 219ZM163 218V219H162ZM192 218V219H191ZM239 220H238V219ZM251 218V219H250ZM262 218V219H261ZM19 221H18V220ZM24 219V220H22ZM30 219V221H29ZM33 219V220H32ZM43 219L45 221H43ZM90 219V220H89ZM169 219L171 220L169 222ZM10 220V222H9ZM17 220V221H16ZM28 220V221H27ZM42 220V221H41ZM79 220V221H78ZM97 220V222H96ZM101 220H103V223ZM250 220V222H249ZM260 220V221H257ZM21 221V222H20ZM36 221V222H35ZM76 221V223H75ZM110 221V222H109ZM118 221V222H117ZM125 221V222H124ZM151 221V222H149ZM155 221V222H154ZM160 221V222H159ZM195 223H194V222ZM18 222V223H15ZM24 222V223H23ZM34 222V223H33ZM101 222V223H100ZM117 222V223H116ZM128 222V223H127ZM143 222V223H141ZM255 222V223H254ZM22 223V226H20ZM28 223H30L31 225H28ZM33 223V224H32ZM38 223V224H37ZM41 225H40V224ZM45 223V226H43V224ZM95 223V225H94ZM100 225H99V224ZM103 223V226L101 225ZM116 223V224H115ZM161 223V224H160ZM248 223V225H246ZM254 223V224H253ZM4 224V225H3ZM12 224V225H11ZM15 224L19 225L16 226L17 228H14L13 225L15 226ZM50 224V225H49ZM92 224V225H91ZM98 224V225H97ZM111 224V225H110ZM119 224V226H118ZM123 224V225H122ZM140 224V225H139ZM223 224V225H222ZM257 224V227H256ZM7 225V226H6ZM27 225V226H26ZM35 225V226H34ZM38 225V226H37ZM127 225V226H126ZM139 225V226H138ZM191 225V226H190ZM262 225V226H261ZM2 226H5V228ZM10 228H9V227ZM12 226V227H11ZM30 226V227H29ZM37 226V229H36ZM47 226V228H46ZM54 226V227H53ZM82 226V227H81ZM85 226V227H84ZM87 226V227H86ZM113 226V227H112ZM141 226V227H140ZM165 226V227H164ZM169 226V227H168ZM193 226V227H192ZM245 226V227H244ZM248 226V227H247ZM252 226V227H251ZM255 226V227H254ZM38 227H40V229L42 228V230H40ZM45 227V228H44ZM49 227V228H48ZM53 227V228H52ZM76 227V230H75ZM80 229H79V228ZM84 227V228H83ZM94 227V228H93ZM111 227V228H109ZM124 227V228H123ZM144 227V228H142ZM176 227V228H175ZM188 227V228H187ZM222 227V228H221ZM9 228V229H7ZM15 231H14V229ZM30 228V229H28ZM35 228V229H33ZM52 228V229H51ZM86 228V229H85ZM99 228V229H98ZM105 228V229H104ZM173 228V229H172ZM191 228V229H190ZM242 228V229H241ZM249 228V229H248ZM254 229V230H251ZM263 228V229H262ZM4 229V230H2ZM11 229V230H10ZM39 229V230H38ZM45 229V230H43ZM48 229V230H47ZM52 230V232L50 230ZM53 229H55L53 231ZM82 229V230H81ZM102 229V230H101ZM128 229V230H127ZM217 229V230H216ZM246 229H248L246 231ZM8 230V233H7ZM10 230V231H9ZM21 230V231H20ZM30 230V232H29ZM33 230V231H31ZM111 230V231H110ZM168 230V231H167ZM221 230V231H220ZM233 230V231H232ZM4 231V234H3ZM13 231V232H12ZM19 231V232H16ZM42 234H47L45 236H43ZM45 231V232H44ZM91 231V232H90ZM103 231V232H102ZM118 231V233H117ZM121 231V233H120ZM137 231V232H135ZM146 231V232H145ZM172 231V232H171ZM217 231V232H216ZM219 231V232H218ZM245 233H244V232ZM249 231V232H248ZM6 232V233H5ZM13 234H12V233ZM15 232V234H14ZM26 232V233H24ZM49 232V233H48ZM77 232V233H76ZM93 232V233H92ZM95 232V233H94ZM98 232V235H97ZM123 232V233H122ZM134 232V233H133ZM174 232V233H173ZM243 232V233H241ZM32 235H31V234ZM35 235H34V234ZM89 233V234H88ZM103 233V234H102ZM105 233V234H104ZM110 233V234H109ZM148 233V234H146ZM169 233V234H167ZM253 233V234H252ZM5 238H3L2 236ZM10 234V235H8ZM14 235L13 239H12V235ZM23 234V235H22ZM52 234V235H49ZM90 234H92L90 236ZM130 234V235H129ZM138 234V235H136ZM180 234V235H179ZM184 234V235H183ZM220 234V235H219ZM248 234V235H247ZM252 234V235H250ZM27 235V236H26ZM40 235V236H39ZM41 235L44 237H41ZM56 235V236H55ZM79 235V236H78ZM88 235V236H87ZM106 235V236H104ZM158 235V236H157ZM168 235V236H167ZM174 235V237H173ZM250 235V236H249ZM17 236V237H16ZM26 238H25V237ZM31 238H29V237ZM35 236V238H34ZM39 236V237H38ZM93 236V237H92ZM124 236V237H123ZM136 236V237H135ZM162 236V237H161ZM166 236V237H165ZM182 236V237H181ZM184 236V238H183ZM244 236V238H242ZM246 236V240L245 239ZM249 236V237H248ZM24 237V239H23ZM82 237V238H81ZM131 237V238H130ZM133 237V239H132ZM138 237V238H137ZM191 237V238H190ZM195 237V238H194ZM251 237V238H250ZM2 238V239H1ZM10 238V239H9ZM48 238V239H47ZM51 238V239H50ZM54 238V239H53ZM57 238H59V241L56 240ZM80 240H79V239ZM87 238V239H86ZM98 238V239H97ZM118 238V239H119ZM180 238H183L180 240ZM199 238V239H198ZM216 238V239H215ZM242 238V240H240ZM5 239V240H4ZM8 241H7V240ZM20 239V240H19ZM21 239L24 241H22L21 243ZM31 239V240H30ZM35 239V240H34ZM37 239V241H36ZM45 239V240H44ZM50 239V240H49ZM97 239V241H96ZM106 239V240H105ZM109 239V240H108ZM125 239V240H124ZM172 239V240H171ZM191 239V242H190ZM218 239V240H217ZM222 239V240H221ZM251 240V243L250 240ZM253 239V240H252ZM12 240V241H11ZM30 240V242H29ZM45 242H44V241ZM54 240V241H52ZM61 240V241H60ZM184 240V241H183ZM220 240V241H219ZM6 241V242H5ZM36 241V242H35ZM39 241V242H38ZM84 241V242H82ZM88 241V242H87ZM90 241V242H89ZM107 241V242H106ZM126 241V242H125ZM129 241V243H128ZM133 241V242H132ZM167 243H166V242ZM178 241V242H177ZM217 241V242H216ZM219 241V242H218ZM224 241V242H223ZM241 241V242H240ZM246 243H245V242ZM10 242V243H9ZM14 243L13 245H10L12 243ZM29 242V243H28ZM33 242V243H31ZM38 242V243H37ZM48 242L50 244V248L48 247ZM58 242V245H57ZM63 242V243H62ZM99 242V243H98ZM182 242V243H180ZM193 242V243H192ZM195 242V243H194ZM201 242V243H200ZM226 242V243H225ZM236 242V243H235ZM243 242V243H242ZM254 242V243H253ZM21 243V244H20ZM53 243V244H51ZM61 245H60V244ZM133 243V244H132ZM179 243V244H178ZM225 243V244H224ZM241 243V244H240ZM249 243V244H248ZM255 243L256 246H255ZM17 244V245H16ZM18 244L20 245V248L18 246ZM33 244V246H32ZM35 244V246H34ZM43 245V246H39V245ZM96 244V245H95ZM158 244V245H157ZM174 244H176L174 246ZM193 244V245H192ZM219 244V245H218ZM239 244V245H238ZM250 244H252V246H250ZM261 244V245H260ZM2 245V246H1ZM3 245H6L5 247H3ZM28 249H25L26 247L23 248V246H25ZM30 245V246H29ZM37 245V247H36ZM45 245V246H44ZM47 245V246H46ZM54 245V246H51ZM55 245L57 248H55ZM103 245V246H101ZM137 245V246H136ZM157 245V246H156ZM245 245V246H243ZM62 246V247H61ZM64 246V247H63ZM100 246V247H99ZM114 246V248H113ZM135 248H133V247ZM191 246V247H190ZM208 246V247H207ZM241 246V247H240ZM9 247V248H8ZM36 247V248H34ZM42 247V248H40ZM53 247V248H52ZM96 250H95V248ZM138 247V248H137ZM161 247V248H160ZM205 247V248H204ZM228 247V248H227ZM248 247V249H247ZM253 247L252 252H250L249 250ZM5 248V249H4ZM16 248V249H15ZM31 248V249H30ZM40 248V249H39ZM62 250H61V249ZM81 248V249H80ZM83 248V249H82ZM107 248V249H106ZM110 248V249H109ZM118 248V249H116ZM129 248V249H128ZM132 250H131V249ZM160 248V249H157ZM167 248V249H166ZM171 248V249H170ZM186 248V251L185 249ZM191 248V249H190ZM197 248V249H196ZM224 248V249H223ZM226 248V249H225ZM238 248V249H237ZM244 248V249H242ZM8 249V250H7ZM18 251V252H16ZM37 250L36 252L34 251V254L32 250ZM45 249V250H44ZM46 249L48 251H46ZM57 249V251H56ZM65 251H64V250ZM80 249V250H79ZM86 249V250H85ZM90 249V250H89ZM138 249V250H137ZM166 249V250H165ZM188 249V250H187ZM224 251H222V250ZM229 249V250H228ZM242 249V250H241ZM10 250H14V252L10 251ZM26 250V251H25ZM31 250V251H30ZM53 250V251H52ZM85 250V251H84ZM99 250V251H98ZM112 250V251H111ZM116 250V251H115ZM176 250V252H175ZM202 252H201V251ZM205 250V251H204ZM227 250V251H226ZM237 250V251H236ZM262 250V251H261ZM8 251V252H7ZM41 251V252H40ZM50 251V252H49ZM67 251V252H66ZM81 251V252H80ZM95 251V252H94ZM101 251V252H100ZM149 251V252H147ZM170 253H168V252ZM171 251V252H170ZM174 251V252H173ZM200 254H199V252ZM232 251V253H231ZM238 251H240V254L242 252V254L240 255L238 253ZM4 252V253H3ZM28 252V253H27ZM49 252V253H48ZM69 252V253H68ZM116 252V253H115ZM154 252V253H153ZM181 252H183L181 254ZM192 252V254H191ZM194 252V253H193ZM236 252V253H235ZM248 252V253H247ZM256 252H258L256 254ZM13 253V254H12ZM16 253V255L14 254ZM18 253V254H17ZM25 253V254H23ZM44 253V254H43ZM52 253V255H51ZM54 253V254H53ZM64 253V254H63ZM92 253V254H91ZM137 253V254H136ZM152 253V254H151ZM159 253V254H158ZM168 253V254H167ZM178 253V254H177ZM181 255H180V254ZM196 253V254H195ZM226 253V254H224ZM228 253V254H227ZM238 253V254H237ZM251 253V254H250ZM260 253V254H259ZM263 253V254H262ZM3 254V255H2ZM7 254V255H6ZM22 254V255H21ZM29 254V255H28ZM34 254V255H33ZM86 254V255H85ZM97 254V255H96ZM195 254V255H194ZM237 256V257H235ZM250 257H249V255ZM256 254V255H255ZM5 255V256H4ZM17 255H19V257H17ZM49 255V256H48ZM55 255V256H54ZM90 259H89V256ZM111 255V256H110ZM142 255V256H141ZM154 255V256H153ZM189 255V256H188ZM194 255V257H193ZM201 256V258L198 257ZM227 255V256H226ZM241 257H239V256ZM243 255V257H242ZM248 255V256H247ZM255 255V256H254ZM3 256V257H2ZM16 256V257H15ZM40 256V257H38ZM45 256V257H43ZM52 256V257H51ZM182 256V257H181ZM192 256V257H191ZM225 256V258H224ZM235 258H234V257ZM16 259H14V258ZM26 257V259H24ZM27 257L29 259H27ZM42 257V258H41ZM96 257V258H95ZM110 257V258H109ZM144 257V258H143ZM178 257V258H177ZM231 257V258H230ZM247 257V258H246ZM9 258V259H8ZM46 258V259H45ZM62 258V259H60ZM64 258V259H63ZM69 258V260L67 259ZM164 258V259H163ZM185 258V259H184ZM188 258V259H187ZM192 258V259H191ZM203 258V259H202ZM234 258V259H233ZM240 258V259H239ZM243 258V259H242ZM259 258V259H258ZM3 259V260H2ZM4 259L6 261H4ZM13 259V260H12ZM19 259V260H18ZM31 259V260H30ZM66 259V260H65ZM120 259V260H119ZM178 259V261L176 260ZM181 259V260H180ZM211 259H213L211 261ZM230 259V260H229ZM264 259V258H263ZM30 260V262H29ZM33 260V261H32ZM53 260V261H51ZM57 260V261H56ZM63 260V261H62ZM111 260V261H110ZM175 260V262H174ZM193 263H192V261ZM196 260H200V261H196ZM222 260V261H221ZM226 260V261H224ZM229 260V261H228ZM237 260H239L237 262ZM262 260V262H261ZM8 261V262H7ZM11 261V263H10ZM15 261V263L13 262ZM24 261V262H23ZM39 263H38V262ZM70 261V262H69ZM94 261V262H93ZM107 261V262H106ZM167 261V262H166ZM195 261V262H194ZM204 263H203V262ZM211 261V262H210ZM255 261L257 263H255ZM26 262V263H25ZM35 262V263H34ZM44 262V263H43ZM68 262V263H66ZM98 262V263H97ZM113 262V263H110ZM123 262V263H122ZM153 262V263H152ZM166 262V263H165ZM201 262V263H200ZM237 262V263H236ZM20 263V264H21ZM186 263V264H187ZM244 263V262H243ZM240 262V264H243ZM72 264V262L70 263ZM247 264V263H246Z\"/></svg>",
  "mask_w": 264,
  "mask_h": 264
},
{
  "label": "bare ground",
  "instance_id": "obj_2",
  "mask_svg": "<svg viewBox=\"0 0 264 264\" xmlns=\"http://www.w3.org/2000/svg\"><path fill=\"white\" fill-rule=\"evenodd\" d=\"M17 1V0H16ZM15 0H0V75L2 74V76L4 77L3 79H6L7 81H9V82H11L12 84H13V86H14V89H15V98H14V101H15V103H13V104H16V113H17V117H18V120L20 121V123H21V125L19 126V130H18V132L17 131H12V132H17L18 134L16 135V138H12V137H10L9 135H5L6 137H2L1 136V138H2V140L3 141H1L3 144H4V146L2 145V143L0 144V146L2 145L3 147L2 148H0V151L1 152H3L4 150H1V149H5V151L3 152L4 153V156H3V153H0L1 155H0V158L2 157H5V159H8L9 160V157L7 158L6 156L7 155H5V152H8L9 151V148H12L13 149V147L15 148V150H17V152L15 153V154H19V158H21V160L24 158L25 160L27 159V162L29 163L30 161H32V160H30V158H28V157H26V156H28V155H30V156H32V153L34 154V153H38L39 152V154L38 155H40V157H41V160L42 159H44V162H46V164L44 163V165L43 164H41V162H39L41 165H40V169H39V165H37L36 167H32V166H28V164H27V166H28V168L29 167H32V169L33 170H35L34 168H36V170L35 171H38V170H43V171H38V175L37 174H35V171H33L32 169V171L34 172L33 173V177H29V178H34V180H35V184L37 183V185H39V186H41V181H40V179H45V181L46 182H48V184L46 185V183H43V185H45V186H41V187H38V188H36V189H38V190H35V189H33V191L31 190V189H28L29 191H27V192H25L24 190H21V189H24V187H26V185L23 187V188H19L18 187V185H16V184H12L13 185V188H15L14 187V185L15 186H17V188H19L20 189V192L18 193V195H17V193H15L16 194V196L14 197V199H16L14 202H16L17 201V203L18 202H20V203H24V204H26V205H28V206H30V208L32 209V210H35L36 212L35 213H38L39 215H41L42 217H44V219H48V220H50V222H52V224L55 226V229H56V231L55 232H57V229H58V233H56V235L57 234H59L60 233V239H62V241L66 244V246H67V248L69 249V256L70 257H72V258H70L71 259V262H72V264H86L87 262H85L86 260H84L83 258H82V252L79 254V252H78V247H79V245L77 244V241H76V237H75V232H74V228L72 227V225H73V223L71 222V220L69 219V216L67 215V213L69 214H71V215H74L75 216V219H76V221H77V218L78 217H82V214H84V213H82V212H84L85 210H91L92 208H94L95 209V211H96V208H97V210L99 209L100 211H101V218L102 219H104L105 220V223H106V226H107V228H108V222H107V218H108V208H109V204L111 203H109V196H108V193L110 192V191H108V187H107V185L105 184V183H102L101 181V177H100V175H99V173H98V170L99 169H97V165H96V162L94 161V159H92L94 156H92V158L90 157V158H88V159H86V158H83V156H81L80 155V151H81V149H80V146H81V143L79 142L81 139V137L79 138V136L77 137L76 135H78L75 131L76 130H74L73 128H74V126H72V127H70V126H68L67 125V123L65 124V120H67V118H65V120H64V115L62 114L63 112H61L62 110L60 109V107H56V106H58V105H56L55 103H54V101H53V98H52V94L50 93V91H48V89L46 88V86H44V85H48V84H43L42 85V83H41V79L39 78V77H42V76H39V73H38V71L40 70H38L37 71V74H36V72H35V68H37V67H35L34 66V64H33V61H32V55H26V57L25 56H23V54H21L20 53V51H19V49H21L20 47H18L17 45L18 44H20V45H22L24 48H27L25 45L28 43L29 44V42L32 40V39H34V38H36V37H34L35 36V29L36 28H34V26H32V25H34V24H32V19L30 18V16H29V14H28V12H27V9L26 10H24L25 8H22V9H19V10H22L23 12H19L18 10H17V8H16V2ZM22 1H24V0H22ZM34 1V0H33ZM36 1V0H35ZM35 1L33 2V3H35ZM38 1V0H37ZM40 1V0H39ZM54 1H56V0H54ZM63 1V0H62ZM90 1V0H89ZM121 1V0H120ZM119 1V2H120ZM125 1V0H124ZM137 1V0H136ZM145 1V0H144ZM154 1V0H153ZM153 1L151 2V3H153ZM156 1V0H155ZM154 1V2H155ZM159 1V0H158ZM164 2L166 1V0H163ZM168 1H170V2H168V7H167V3H166V5H165V7H164V9L162 8V10H168L167 12H165V13H167V15H166V18H165V16H164V18L165 19H163V22H162V18H158V20H160V22L161 23H159V25H160V27H159V29L161 28V33H160V31H159V37H160V41L164 44V45H168L170 48H168L167 47V45H166V47H167V49H171V50H169V52H167V53H170L171 51L173 52V53H175V52H178L177 51V49H178V46H179V44L183 41V42H186V40H187V42H188V37H187V34H188V32H190L189 34H190V41L189 42H191L189 45H190V47L192 46V45H195L196 46V48L197 49H199V47H203L204 46V44L203 43H207L208 41H206V39H209L210 38V35L209 34H211L212 32H216V33H219L218 31L220 30H218V26H216L217 25V22H216V20L214 19V17H213V10L214 9H216L215 7H218V5L221 7V9H222V11L224 10L225 11V14H224V25H225V29H224V33H223V48H222V50H223V55H222V63H221V73H220V75H222V76H220L222 79H223V81H225V82H227V85H228V89H230L231 91H232V94L233 95H235V85L237 84V85H239V86H237L236 88L238 89V88H240L238 91L240 92V95H239V98H240V100H241V102L244 104V106H246L247 105V103L249 104V106H250V109H251V116H250V118H249V120L247 121V123L245 124V123H243L244 125L242 126V128H241V130H239V129H237V130H239V131H241L240 132V139H239V143H240V146L242 145V147H246L247 148V151H249V153H248V157H250L249 159V162H251L250 164L252 165V167H253V169H254V172L252 171V174L254 173L255 174V178H257L258 179V182H257V187H256V189L254 190L255 192H256V194H255V197H254V200H253V202H252V204L251 205H253V206H255V209L256 208H258V210H259V212H260V214H263L264 213V61H263V55H264V51H263V47H261V49H260V41H261V39L262 38H264V35H263V32H262V30L261 31H257V30H259V27L260 26H258V23H255L256 21H258V20H256L257 19V17H256V15H255V13H252L253 11H252V9L250 8V7H252V8H255V6L254 5H251V4H256V6H257V4L260 6V7H263V11H264V0H168ZM242 1H244V4H243V6L241 5L242 3ZM19 2H21V0L19 1ZM25 2V1H24ZM23 2V3H24ZM28 2V1H27ZM29 2H30V0H29ZM46 2V1H45ZM59 2H61V1H59ZM65 2H67V1H65ZM93 2V1H92ZM107 2V1H106ZM150 2V0L148 1V3ZM161 2H162V0H161ZM167 2V1H166ZM51 3V2H50ZM54 3V2H53ZM100 3V2H99ZM103 3V2H102ZM111 3H113V2H111ZM148 3H147V5H148ZM171 3V4H170ZM39 4V3H38ZM41 4V3H40ZM45 4V3H44ZM76 4V3H75ZM82 4V3H81ZM87 4V3H86ZM104 4V3H103ZM125 4V3H124ZM123 4V5H124ZM131 4V3H130ZM138 4V3H137ZM141 4H143V2L141 3ZM145 4V3H144ZM158 4V3H157ZM165 4V3H164ZM21 5H23L22 4V2H21ZM48 5H49V2H48ZM52 5V4H51ZM55 5H57V4H55ZM54 5V6H55ZM96 5V4H95ZM119 5V4H118ZM134 5V4H133ZM133 5H131V6H133ZM20 6V5H19ZM32 6V5H31ZM37 6V5H36ZM39 6H41V5H39ZM38 6V7H39ZM63 6H64V4H63ZM99 6V5H98ZM102 6V5H101ZM127 6V5H126ZM130 6V7H131ZM138 6V5H137ZM151 6V5H150ZM156 6V5H155ZM245 6V7H244ZM254 6V7H253ZM34 7V6H33ZM46 7V6H45ZM68 7V6H67ZM81 7V6H80ZM94 7V6H93ZM122 7V6H121ZM136 7V6H135ZM135 7H133V8H135ZM140 7V6H139ZM147 7V6H146ZM158 7H160V5L158 6ZM35 8V7H34ZM56 8H58V7H56ZM55 8V9H56ZM75 8V7H74ZM105 8V7H104ZM111 8V7H110ZM125 8V7H124ZM142 8V7H141ZM145 8V7H144ZM151 8V7H150ZM155 8H157V7H155ZM248 8L252 11H250L249 10V12H247L248 11ZM41 9V8H40ZM53 9V8H52ZM61 9V8H60ZM77 9V8H76ZM118 9V8H117ZM154 9V8H153ZM152 9V10H153ZM241 9H243V10H241ZM46 10V9H45ZM57 10V9H56ZM78 10H80V9H78ZM83 10V9H82ZM115 10V9H114ZM118 10H120V8L118 9ZM117 10V11H118ZM123 10V9H122ZM125 10V9H124ZM135 10V9H134ZM141 10V9H140ZM152 10H150V12L152 11ZM155 10H157V9H155ZM219 10V9H218ZM237 10H241V11H243V13L240 11V13H242L241 14V16H244L243 18H244V21H245V25L250 29V30H256V28L254 27L255 25L257 26V30L254 32V30H253V33H252V36H254L255 37V44H251V45H249L248 47H245V49H240L239 48V45H238V47H237V45H236V42H238V41H234V42H232L231 41V39H230V32H231V28H232V25H233V23H234V21H235V17H236V14H235V12L237 11ZM29 11V10H28ZM36 11V10H35ZM40 11V10H39ZM42 11V10H41ZM51 11V10H50ZM77 11V10H76ZM92 11V10H91ZM107 11V10H106ZM117 11H114V12H117ZM131 11V10H130ZM133 11V10H132ZM142 11V10H141ZM158 11V10H157ZM262 11V10H261ZM34 12V11H33ZM53 12V11H52ZM58 12H60V11H58ZM62 12V11H61ZM65 12V11H64ZM75 12V11H74ZM104 12V11H103ZM112 12V11H111ZM110 12V13H111ZM126 13H127V11H125ZM144 12V11H143ZM162 12V11H161ZM238 12V11H237ZM254 12H255V9H254ZM30 13V12H29ZM36 13H37V11H36ZM44 13V12H43ZM50 12H48V14H49ZM63 13V12H62ZM71 13H73V12H71ZM80 13V12H79ZM91 13V12H90ZM99 13V12H98ZM107 13V12H106ZM105 13V14H106ZM119 13V12H118ZM126 13H125V15H126ZM134 13V12H133ZM148 13V12H147ZM156 13H158V12H156ZM160 13V12H159ZM163 13H164V11H163ZM220 13V12H219ZM40 14H42V13H40ZM52 14V13H51ZM60 14V13H59ZM63 14H65V13H63ZM77 14V13H76ZM108 14V13H107ZM113 14V13H112ZM132 14V13H131ZM141 14V13H140ZM154 14H155V12H154ZM222 14H223V12H222ZM221 14V15H222ZM253 14H254V17H253ZM33 15V14H32ZM36 15V14H35ZM91 15H92V13H91ZM91 15H89V16H91ZM94 15V14H93ZM104 15V14H103ZM128 15V14H127ZM134 15V14H133ZM142 15V14H141ZM153 15V14H152ZM258 15V14H257ZM37 16H38V14H37ZM41 16V15H40ZM49 16V15H48ZM51 16V15H50ZM62 16V15H61ZM74 16V15H73ZM96 16V15H95ZM135 16V15H134ZM150 16V15H149ZM154 16V15H153ZM156 16H157V14H156ZM46 17V16H45ZM52 17V16H51ZM79 17V16H78ZM81 17V16H80ZM83 17H84V15H83ZM96 17H99V16H96ZM104 17V16H103ZM109 17V16H108ZM112 17V16H111ZM119 17V16H118ZM129 17V16H128ZM127 16H126V18H128ZM138 17V16H137ZM147 17V16H146ZM155 17V16H154ZM36 18V17H35ZM43 18V17H42ZM48 18V17H47ZM50 18V17H49ZM63 19H64V16L62 17ZM68 19H70L69 17H67ZM85 18V17H84ZM88 18V17H87ZM110 18V17H109ZM130 18V17H129ZM139 18V17H138ZM138 18H137V20H138ZM33 19H34V17H33ZM53 19V18H52ZM66 19V18H65ZM94 19H96V18H94ZM112 19V18H111ZM111 19H110V21H111ZM120 19H122V18H120ZM131 19V18H130ZM147 19V18H146ZM38 20V19H37ZM46 20V19H45ZM51 20V19H50ZM54 20V19H53ZM52 20V21H53ZM125 20V19H124ZM141 20V19H140ZM157 20V21H158ZM214 20H215V22H214ZM256 20V21H255ZM41 21V20H40ZM43 21V20H42ZM62 21V20H61ZM68 21V20H67ZM66 20H65V22H67ZM71 21V20H70ZM69 21V22H70ZM76 21V20H75ZM89 21V20H88ZM98 21V20H97ZM109 21V20H108ZM109 21V22H110ZM117 21H119V20H117ZM131 21V23H132V21L133 20H130ZM155 21V20H154ZM156 21V22H157ZM221 21V20H220ZM240 21V20H239ZM243 21V22H244ZM33 22H34V20H33ZM39 22V21H38ZM54 22V21H53ZM136 22V21H135ZM241 22V21H240ZM31 23V24H30ZM41 23V22H40ZM74 22H72V24H73ZM78 23V22H77ZM87 23V22H86ZM90 23V22H89ZM88 23V24H89ZM95 23H98V22H95ZM102 23V22H101ZM113 23V22H112ZM114 23H116V22H114ZM119 23V22H118ZM124 23H126V22H124ZM130 23V25H132ZM138 23V22H137ZM221 23V22H220ZM255 23V24H254ZM39 24V23H38ZM46 24H47V22H46ZM54 24V26L56 25L55 23H53ZM58 24V23H57ZM62 24H63V22H62ZM72 24H70V25H72ZM80 24V23H79ZM123 24V23H122ZM134 24V23H133ZM146 24V23H145ZM156 24V23H155ZM253 24H254V26H253ZM52 25V24H51ZM69 25V24H68ZM98 25V24H97ZM108 25V24H107ZM112 25V24H111ZM129 25V24H128ZM149 25V24H148ZM223 25V26H224ZM239 25H240V23H239ZM243 25V24H242ZM260 25V24H259ZM43 26V25H42ZM66 26V25H65ZM80 26L82 27V25L80 24ZM92 26V25H91ZM104 26V25H103ZM109 26V25H108ZM116 26V25H115ZM133 26V25H132ZM137 26H139V25H137ZM137 26H136V28H137ZM245 26V27H246ZM253 26V27H252ZM38 27V26H37ZM44 27V26H43ZM64 27V26H63ZM69 27V26H68ZM76 27V26H75ZM74 27V28H75ZM98 27V26H97ZM97 27H96V29H97ZM105 27V26H104ZM121 27H122V25H121ZM128 27V26H127ZM133 27H135V26H133ZM141 27V26H140ZM150 27V26H149ZM155 27H158L157 25H155ZM45 28H46V26H45ZM55 28V27H54ZM70 28V27H69ZM83 28H84V26H83ZM86 28V27H85ZM123 28H124V26H123ZM130 28V27H129ZM261 28H262V26H261ZM264 28V27H263ZM262 28V29H263ZM42 29V28H41ZM56 29V28H55ZM59 29V28H58ZM57 29V30H58ZM79 29V28H78ZM77 29V30H78ZM115 29V28H114ZM121 29V28H120ZM126 29H128V28H126ZM135 29V28H134ZM156 29V28H155ZM235 29V28H234ZM239 29V28H238ZM246 29V28H245ZM50 29H48V31H49ZM66 30H68V29H66ZM74 30V29H73ZM86 30L88 31V29L86 28ZM94 30V29H93ZM102 30V29H101ZM107 30H108V28H107ZM138 30V29H137ZM137 30H136V32H137ZM143 30H144V28H143ZM177 30H178V32L179 33H182V38L180 39L181 41H179V39H176L175 38V36H176V33H178L177 32ZM211 30V31H210ZM241 30V29H240ZM52 31V30H51ZM70 31H72V30H70ZM80 31V30H79ZM82 31V30H81ZM80 31V32H81ZM91 31H92V29H91ZM94 31H97V30H94ZM99 31H100V29H99ZM114 31V30H113ZM116 31V30H115ZM114 31V32H115ZM117 31H118V29H117ZM142 31V30H141ZM156 31H157V29H156ZM176 31V33H174ZM242 31V30H241ZM247 31H249V30H247ZM38 32H39V30H38ZM44 32H45V29H44ZM53 32V31H52ZM57 32V31H56ZM67 32V31H66ZM73 32V31H72ZM76 32V31H75ZM78 32V31H77ZM123 32V31H122ZM122 32H120V33H122ZM129 32V31H128ZM133 32H135V31H133ZM211 32V33H210ZM237 32V31H236ZM245 32V31H244ZM40 33V32H39ZM38 33V34H39ZM43 32L41 31V35H43L42 34ZM47 33V32H46ZM83 33V32H82ZM87 33V32H86ZM108 33V32H107ZM127 33V32H126ZM130 33V32H129ZM141 33V32H140ZM173 33L175 34L174 35V38H173ZM246 33V32H245ZM37 34V35H38ZM48 34V33H47ZM55 34V33H54ZM57 34V33H56ZM74 34V33H73ZM77 34V33H76ZM78 34H79V32H78ZM94 34H96V33H94ZM110 34V33H109ZM113 34V33H112ZM112 34H110V35H112ZM135 34V33H134ZM153 34V36H154V33H152ZM235 35H236V33H234ZM251 34V33H250ZM46 35V34H45ZM71 35V34H70ZM98 35V34H97ZM99 35H100V33H99ZM132 35V34H131ZM140 35V34H139ZM179 35V34H178ZM209 35V36H208ZM213 35V34H212ZM220 35V34H219ZM222 35V34H221ZM239 35H240V33H239ZM53 36V35H52ZM59 36V35H58ZM63 36V35H62ZM79 36L80 37H82L80 34H79ZM84 36V35H83ZM142 36H144V34L142 35ZM145 36H146V34H145ZM155 36H157V35H155ZM154 36V37H155ZM209 37V38H206V37ZM234 36V35H233ZM34 37V38H33ZM38 37V36H37ZM40 37H43V36H40ZM69 37V36H68ZM96 37H98V36H96ZM133 37H135V36H133ZM152 37V36H151ZM159 37H157V38H159ZM177 37V36H176ZM214 37V36H213ZM39 38V37H38ZM77 38V37H76ZM116 38H117V36H116ZM124 38V37H123ZM146 38H147V36H146ZM153 38V37H152ZM156 38V39H157ZM222 38V37H221ZM232 38V37H231ZM42 39H44V38H42ZM50 39H51V37L49 38V40H47L46 38L44 39V40H47L48 42L50 41ZM61 39V40H60ZM59 40L60 41H62V38H60ZM65 39H66V37H65ZM72 39H73V37H72ZM71 39V40H72ZM84 39V38H83ZM83 39H81V40H83ZM103 39V38H102ZM128 39V38H127ZM126 39V41H128ZM148 39H149V37H148ZM151 39V38H150ZM94 40V39H93ZM113 40V39H112ZM133 40V39H132ZM152 40V39H151ZM174 40H178V42H175ZM205 40V42H203ZM243 40V39H242ZM249 40H250V36H249ZM264 40V39H263ZM262 40V41H263ZM32 41H34V40H32ZM52 41L53 40H51L50 42L52 43ZM55 41H56V39H55ZM73 41H74V39H73ZM80 41V40H79ZM99 41H103V40H99ZM98 41V42H99ZM109 41V40H108ZM111 41V40H110ZM118 41H119V39H118ZM121 41H123V40H121ZM120 41V42H121ZM126 41H125V43H126ZM129 41H130V39H129ZM137 41V40H136ZM139 41V40H138ZM138 41H137V43H138ZM145 41V40H144ZM155 41H157L158 42V40H155ZM218 41V40H217ZM252 41V40H251ZM35 42V41H34ZM38 42V41H37ZM43 42V41H42ZM69 42V41H68ZM67 42V43H68ZM72 42V41H71ZM75 42V41H74ZM84 42H85V40H84ZM92 42V41H91ZM105 42H107V41H105ZM150 43H151V41H149ZM157 42H156V44H157ZM213 43L215 42L214 40L212 41ZM221 42H222V40H221ZM250 42V41H249ZM46 43V42H45ZM54 43V42H53ZM56 43H58L57 41H56ZM87 43V42H86ZM86 43H84V44H86ZM89 43V42H88ZM95 43H97V42H95ZM100 43V42H99ZM98 43V44H99ZM123 43V42H122ZM130 43H131V41H130ZM146 43H147V41H146ZM159 43V42H158ZM205 43V44H206ZM244 43V42H243ZM27 44V45H28ZM33 44V43H32ZM31 44V45H32ZM50 44V43H49ZM63 44V43H62ZM74 44V43H73ZM102 44V43H101ZM140 44H142V43H140ZM182 45H185V44H183V43H181ZM181 44H180V46H181ZM208 45L210 44V43H207ZM218 44V43H217ZM19 45V46H20ZM33 45H35V44H33ZM45 45H48L47 43L45 44ZM52 44H50V46H51ZM53 45H55V44H53ZM64 45V44H63ZM62 45V46H63ZM67 45V44H66ZM75 45H76V43H75ZM78 45V44H77ZM88 45V44H87ZM96 45V44H95ZM105 45H106V43H105ZM127 45V44H126ZM152 45V44H151ZM211 45V44H210ZM215 45V44H214ZM247 45V44H246ZM21 46V47H22ZM36 46V45H35ZM41 46V45H40ZM58 46V45H57ZM57 46H56V48H57ZM72 46V45H71ZM79 46V45H78ZM86 46V45H85ZM120 46V45H119ZM142 46V45H141ZM146 46V45H145ZM154 46V45H153ZM158 46V45H157ZM207 45H205L204 47H206ZM241 46V45H240ZM259 46V47H258ZM42 47H45V46H42ZM95 47V46H94ZM126 47V46H125ZM140 47V46H139ZM149 47V46H148ZM155 47V46H154ZM154 47H153V49H154ZM24 48H22V49H24ZM52 48V47H51ZM67 48V47H66ZM70 48V47H69ZM74 48V47H73ZM76 48V47H75ZM78 48V47H77ZM107 48V47H106ZM112 48H113V46H112ZM122 47H120V49H121ZM152 48V47H151ZM156 48V47H155ZM158 48V47H157ZM162 48V47H161ZM185 48H189V46H187V47H185ZM208 48V47H207ZM215 48V47H214ZM242 48H244L243 46H242ZM32 49V48H31ZM44 49V48H43ZM50 49V48H49ZM68 49V48H67ZM83 49V48H82ZM92 49V48H91ZM94 49V48H93ZM111 49V48H110ZM114 49V48H113ZM145 49H146V47H145ZM165 49L166 48H164L163 50H164V52H165ZM25 50V49H24ZM36 50V49H35ZM41 50V49H40ZM60 50V49H59ZM58 50V51H59ZM61 50H63V49H61ZM75 50V49H74ZM101 50H102V48H101ZM109 50V49H108ZM126 50V49H125ZM129 50V49H128ZM142 50V49H141ZM149 50V49H148ZM156 50V49H155ZM160 50V49H159ZM181 50V49H180ZM187 50V49H186ZM192 50V49H191ZM213 50V49H212ZM219 50V49H218ZM29 51V50H28ZM33 51V50H32ZM32 51H30V53H32ZM37 51V50H36ZM35 51V52H36ZM44 51V50H43ZM56 51H57V49H56ZM70 51V50H69ZM91 51V50H90ZM105 51H107V50H105ZM104 50H103V52H105ZM110 51V50H109ZM117 51V50H116ZM118 51H119V47H118ZM150 51V50H149ZM151 51H154V50H152L151 49ZM183 51V50H182ZM262 51H263V55H262ZM25 52H26V50H25ZM46 52H47V50H46ZM52 52V51H51ZM54 52V51H53ZM64 52V51H63ZM103 52H101V53H103ZM111 52V51H110ZM114 52V51H113ZM134 52V51H133ZM137 52V51H136ZM155 52V51H154ZM162 52V51H161ZM164 52H162L163 54H164ZM171 52V53H172ZM189 52V51H188ZM28 53V52H27ZM27 53H25V54H27ZM45 53V52H44ZM48 53V52H47ZM54 53H56V52H54ZM59 53V52H58ZM57 53V54H58ZM93 53H94V51H93ZM115 53V52H114ZM167 53L165 54V55H167ZM172 53V54H173ZM185 53H186V51H185ZM184 53V54H185ZM190 53V52H189ZM24 54V55H25ZM37 54V53H36ZM46 54V53H45ZM134 54V53H133ZM143 54V53H142ZM148 54H149V52H148ZM178 54H179V52H178ZM182 55H179L180 57L179 58H181L180 59V61L182 62V64L184 65V67H181L180 66V68H182V69H180L182 72H180L179 70H178V73H179V75H181V78H182V81L180 80H177L176 81V84L178 85L177 87H179L180 85H182V83H184L183 85H186L187 83H190V81L191 80H193L194 78H198L199 77V74H198V72H197V70H198V66H197V63L198 62H196L195 60V58H196V56L197 55H195L194 56V58H192V59H190L189 58V55L187 56H185L184 54H183V52L181 53ZM187 54V53H186ZM221 54V53H220ZM35 55V54H34ZM56 55V54H55ZM63 55V54H62ZM65 55V54H64ZM93 55V54H92ZM107 55V54H106ZM113 55V57L115 58V54H112ZM126 55H127V53H126ZM132 55V54H131ZM135 55H137V54H135ZM184 55V56H183ZM215 55V54H214ZM36 56V55H35ZM53 56V55H52ZM57 56V59H58V56H59V54L58 55H56ZM68 56V55H67ZM101 56V55H100ZM103 56H104V54H103ZM109 57H110V55H108ZM120 56H121V54H120ZM138 56V55H137ZM143 56V55H142ZM149 56V55H148ZM153 56H154V54H153ZM161 56V55H160ZM176 56V55H175ZM45 57V56H44ZM60 57V56H59ZM70 57V56H69ZM76 57V56H75ZM79 57V56H78ZM95 57V56H94ZM99 57V56H98ZM102 57V56H101ZM125 57V56H124ZM144 57V56H143ZM142 57V58H143ZM149 57H151V56H149ZM148 57V58H149ZM166 57H168V55L166 56ZM169 57H171V55L169 56ZM168 57V58H169ZM189 59H187V58ZM214 57V56H213ZM34 58H36V57H34ZM47 58V57H46ZM52 58V57H51ZM55 58V57H54ZM73 58V57H72ZM85 58V57H84ZM104 58V57H103ZM121 58V57H120ZM132 58V57H131ZM153 58H155V57H153ZM159 58V57H158ZM176 58V57H175ZM174 58V59H175ZM204 58V57H203ZM203 58H201V59H203ZM7 59V60H6ZM39 59V58H38ZM63 59V58H62ZM62 59H61V61H62ZM67 59V58H66ZM87 59L89 60V57H87ZM112 59V58H111ZM125 59H127V58H124V60ZM134 59V58H133ZM133 59H131V60H133ZM144 59V58H143ZM171 59V58H170ZM8 61V63L7 62H5V61ZM46 60V59H45ZM48 60V59H47ZM54 60H56V58L54 59ZM59 60V59H58ZM68 60H69V58H68ZM73 60V59H72ZM96 60V59H95ZM102 61H105V59L103 60V59H101ZM107 60V59H106ZM115 60V59H114ZM118 60V59H117ZM123 60V59H122ZM129 60V59H128ZM136 60V59H135ZM145 60V59H144ZM161 60V59H160ZM164 60H165V58H164ZM192 60V61H191ZM203 60H205V59H203ZM40 61V60H39ZM60 61V62H61ZM99 61H100V59H99ZM134 61V60H133ZM139 61V60H138ZM169 61V60H168ZM176 61V60H175ZM38 62V61H37ZM43 62V61H42ZM52 63L54 62V61H51ZM66 62V61H65ZM71 62V61H70ZM89 62V61H88ZM116 62H119V61H116ZM128 62V61H127ZM137 62V61H136ZM147 62V61H146ZM55 63V62H54ZM53 63V64H54ZM81 63V62H80ZM85 63V62H84ZM110 63H111V61H110ZM120 63V62H119ZM123 63V62H122ZM142 63H143V61H142ZM169 63H171V61L169 62ZM176 63H178L177 61H176ZM215 63V62H214ZM38 64V63H37ZM68 65H69V63H67ZM117 64V63H116ZM124 64H125V62H124ZM140 64H141V62H140ZM154 64V63H153ZM167 64V63H166ZM172 64V63H171ZM171 64H169L168 66H169V71H171L172 72V70H170V65ZM210 64H211V62H210ZM39 65V64H38ZM40 65H41V63H40ZM46 65V64H45ZM62 65L63 64H61V67H62ZM65 65V64H64ZM67 65V66H68ZM72 65V64H71ZM114 65V64H113ZM112 65V66H113ZM123 65V64H122ZM133 65H135V63L133 64ZM156 65V63L154 64V66ZM160 65H163L162 63L160 64ZM159 65V66H160ZM176 65H180V64H176ZM186 65V66H185ZM205 65V64H204ZM209 65V64H208ZM43 66V65H42ZM86 66H87V64H86ZM93 66H95V65H93ZM98 66V65H97ZM105 65H103V67H104ZM120 66V65H119ZM126 66H128V65H126ZM132 66V65H131ZM147 66V65H146ZM174 66V65H173ZM211 66V65H210ZM217 66V65H216ZM35 67V68H34ZM52 67H54L55 68V66L54 65H52ZM64 67V66H63ZM100 67H102V66H100ZM107 67V66H106ZM121 67V66H120ZM143 67H145V66H143ZM176 67V66H175ZM41 68V67H40ZM43 68V67H42ZM57 68H60L59 67V64H58V66H57ZM70 68H72V67H70ZM69 68V69H70ZM79 68V67H78ZM82 68V67H81ZM108 68V67H107ZM106 68V69H107ZM119 68V67H118ZM133 68V67H132ZM135 68V67H134ZM133 68V69H134ZM139 68V67H138ZM160 68V67H159ZM166 68V65L164 66V68L163 69H165ZM174 68V67H173ZM178 68V67H177ZM38 69V68H37ZM50 69V68H49ZM65 69V68H64ZM75 69V68H74ZM90 69H93V68H90ZM98 69H99V67H98ZM100 69H102V68H100ZM105 69V68H104ZM162 68H160V70H161ZM172 69V68H171ZM202 69V68H201ZM200 69V70H201ZM54 70H58V69H54ZM59 70H62V69H59ZM77 70V69H76ZM75 70V71H76ZM97 70V69H96ZM108 70V69H107ZM109 70H111L110 68H109ZM122 70V69H121ZM142 70V69H141ZM148 70V69H147ZM177 70V69H176ZM200 70H198L199 71V73H200ZM219 70V69H218ZM41 71V70H40ZM39 71V72H40ZM79 71V70H78ZM104 71V70H103ZM114 71V70H113ZM131 71V70H130ZM129 71V72H130ZM136 71V70H135ZM134 71V72H135ZM163 71V70H162ZM174 71V70H173ZM55 73L57 72V71H54ZM65 71H63V73H64ZM72 72V71H71ZM90 72V71H89ZM100 72V71H99ZM98 72V73H99ZM111 72V71H110ZM121 72V71H120ZM145 72V71H144ZM163 72H165V71H163ZM162 72V73H163ZM177 72V71H176ZM52 73V72H51ZM61 73V72H60ZM65 73H67V72H65ZM73 73V72H72ZM81 73H82V71H81ZM85 73V72H84ZM113 73V72H112ZM116 73V72H115ZM211 70H210V75H211ZM69 75H70V73H69ZM92 75H93V73H92ZM91 75V76H92ZM99 75H100V73H99ZM132 75H133V73H132ZM142 75H143V73H142ZM156 75H157V73H156ZM170 75H171V73H170ZM169 75V73H168V76H170ZM178 75V76H179ZM1 76V77H2ZM75 76H76V73H75ZM105 76V75H104ZM126 76H128V75H126ZM126 76H125V78H126ZM146 76H147V73H146ZM164 76V75H163ZM162 76V77H163ZM167 76V75H166ZM166 76H164V78L166 77ZM173 76V75H172ZM176 76V75H175ZM174 76V78H177V77H175ZM212 76V75H211ZM0 77V78H1ZM45 77V76H44ZM59 76H58V73H57V78H58ZM65 77V76H64ZM66 77H67V75H66ZM65 77V78H66ZM69 77V76H68ZM81 77V76H80ZM80 77H78V78H80ZM94 77H95V75H94ZM106 77H107V75H106ZM131 77V76H130ZM144 77V76H143ZM150 77V76H149ZM213 77V76H212ZM99 78V77H98ZM97 78V79H98ZM122 78H123V76H122ZM121 78V79H122ZM146 78V77H145ZM148 78V77H147ZM159 77H157V79H158ZM200 78V77H199ZM210 78V77H209ZM208 78V79H209ZM69 79V78H68ZM83 79V78H82ZM89 79V82H90V78H88ZM87 79V80H88ZM91 79H92V77H91ZM117 79V78H116ZM124 79V78H123ZM134 79H135V77H134ZM133 79V80H134ZM141 79V78H140ZM143 79V78H142ZM46 80V79H45ZM56 80V79H55ZM58 80V79H57ZM62 80V79H61ZM66 80H67V78H66ZM74 80V79H73ZM86 80V79H85ZM107 80V79H106ZM114 80V79H113ZM137 80H139V78L137 79ZM149 79H147V81H148ZM159 80L160 79H158V82H159ZM162 80V79H161ZM171 80V79H170ZM169 80V81H170ZM1 81V80H0ZM63 81V80H62ZM75 81H76V79H75ZM75 81H74V83H75ZM84 81V80H83ZM105 81V80H104ZM122 81V80H121ZM126 81V80H125ZM152 81V80H151ZM196 81V80H195ZM197 81H198V79H197ZM219 81V80H218ZM217 81V82H218ZM2 82V81H1ZM18 82H20V83H26L27 84V86H26V88L28 89V85H30L31 83L30 82H34L35 84H31V86H32V88H35V89H32V91L33 90H35L36 91V93L34 94V93H32V91H31V93L32 94H34V95H32V94H30L29 92H30V90H29V92L27 91V92H25V90H24V94H23V92L21 91V89L20 88H18V85H21L20 83H18ZM58 82H59V80H58ZM66 82V81H65ZM80 82V81H79ZM86 82V81H85ZM96 82H98V81H96ZM106 82V81H105ZM116 82V81H115ZM119 82V81H118ZM123 82V81H122ZM143 82V81H142ZM150 82V81H149ZM161 82V81H160ZM163 82L165 83V81L163 80ZM171 82V81H170ZM204 82H205V80H204ZM216 82V81H215ZM5 83V82H4ZM44 83V82H43ZM73 83V84H74ZM83 83V82H82ZM93 83V82H92ZM99 83V82H98ZM97 83V84H98ZM102 83V82H101ZM109 83H110V81H109ZM125 83V82H124ZM168 84H169V82H167ZM166 83V84H167ZM1 84V83H0ZM60 84V83H59ZM69 84V83H68ZM90 84V83H89ZM118 84H120V83H118ZM126 84H127V81H126ZM141 85H142V83H140ZM146 84V83H145ZM193 84V83H192ZM212 85L214 84V83H211ZM218 84V83H217ZM61 85H63V84H61ZM72 85V84H71ZM87 85V84H86ZM92 85V84H91ZM117 85V84H116ZM153 85V84H152ZM155 85V84H154ZM190 85V84H189ZM194 85H195V83H194ZM208 85V84H207ZM211 85V86H212ZM220 85V84H219ZM222 85V84H221ZM31 86H30V88H31ZM49 86H51V85H49ZM66 86V85H65ZM68 86V85H67ZM84 86V85H83ZM167 86V85H166ZM187 86V85H186ZM196 86H197V84H196ZM205 86V85H204ZM21 87V86H20ZM56 87V86H55ZM61 87V86H60ZM73 87V86H72ZM82 87V86H81ZM96 87V86H95ZM99 87V86H98ZM101 87V86H100ZM108 87V86H107ZM112 87V86H111ZM122 87V86H121ZM120 87V88H121ZM125 87H126V85H125ZM142 87V86H141ZM140 87V88H141ZM146 87V86H145ZM154 87V86H153ZM156 87V86H155ZM171 87V86H170ZM176 87V88H177ZM182 89L183 88H186L185 86L184 87H182V86H180ZM192 87H194V86H192L191 85V87H189V88H192ZM210 87V86H209ZM1 88V87H0ZM29 88V89H30ZM67 88V87H66ZM65 88V89H66ZM85 88V87H84ZM109 88V87H108ZM118 88V87H117ZM134 88V87H133ZM151 88V87H150ZM164 88H165V86H164ZM163 88V89H164ZM172 88V87H171ZM196 88V87H195ZM208 88V87H207ZM206 88V89H207ZM214 88V87H213ZM62 89V88H61ZM71 89V88H70ZM75 89V88H74ZM77 89V88H76ZM79 89V88H78ZM107 89V88H106ZM124 89V88H123ZM127 89V88H126ZM158 89V88H157ZM5 90H6V88H5ZM57 90H59V88H57ZM63 91H65L64 89H62ZM61 90V91H62ZM73 90V89H72ZM88 90V89H87ZM101 89H99V91H100ZM112 90H114V92H116L117 93V91H115V89H112ZM111 90V91H112ZM117 90V89H116ZM128 90V89H127ZM134 90H136V89H134ZM144 90H146V89H144ZM156 90V89H155ZM169 90V89H168ZM179 90V89H178ZM184 90V89H183ZM1 92H2V90H0ZM71 91V90H70ZM83 91V90H82ZM91 91V90H90ZM104 91V90H103ZM110 91V90H109ZM119 91H121V90H119ZM160 91V90H159ZM171 91V90H170ZM194 91V90H193ZM198 91V90H197ZM203 91V90H202ZM218 91V90H217ZM11 92H13V91H11ZM34 92V91H33ZM54 92V91H53ZM69 92V91H68ZM141 92H143V91H141ZM165 92V91H164ZM190 93H191V91H189ZM188 92V93H189ZM196 92V91H195ZM194 92V93H195ZM208 92V91H207ZM211 92H212V89H211ZM227 92V91H226ZM3 93V92H2ZM59 93V92H58ZM84 93V92H83ZM100 93H102V92H100ZM104 93V92H103ZM119 93V92H118ZM127 93H128V91H127ZM145 93V92H144ZM149 93V92H148ZM147 93V94H148ZM159 93V92H158ZM179 93V92H178ZM197 93V92H196ZM13 94H14V92H13ZM65 94V93H64ZM67 94V93H66ZM70 94V93H69ZM81 94V93H80ZM94 94V93H93ZM96 94V93H95ZM104 94H106L107 95V93H104ZM108 94H109V92H108ZM121 94V93H120ZM151 94V93H150ZM157 94V93H156ZM163 94V93H162ZM172 94V93H171ZM175 94V93H174ZM181 94V93H180ZM199 94V93H198ZM205 94H206V91H205ZM215 94H216V92H215ZM227 94H228V92H227ZM4 94H2L1 96H3ZM55 95H57V94H55ZM100 95V94H99ZM123 95H125V94H123ZM144 95V94H143ZM165 95V94H164ZM169 95V94H168ZM186 95V94H185ZM185 95H183V93H182V97L183 96H185ZM211 95H213L212 93H211ZM218 95V94H217ZM224 95H226L225 93H224ZM229 95V94H228ZM8 96V95H7ZM70 96H71V94H70ZM83 96V95H82ZM96 96V98H97V95H95ZM113 96V95H112ZM117 96H119L118 94H117ZM126 96V95H125ZM140 96V95H139ZM208 96V95H207ZM99 97V96H98ZM108 97V96H107ZM110 97V96H109ZM114 97V96H113ZM159 97V96H158ZM168 97V96H167ZM194 97H195V95H194ZM204 97H205V95H204ZM211 97V96H210ZM210 97H208L209 98V100H210ZM228 97V96H227ZM1 98V97H0ZM81 98V97H80ZM83 98V97H82ZM85 98V97H84ZM87 98H88V96H87ZM93 98V97H92ZM103 98V97H102ZM116 98V96L113 98V99H115ZM123 98H124V96H123ZM130 98V97H129ZM139 98H142V97H139ZM149 98V97H148ZM223 98V97H222ZM230 98H231V95L228 97V99H227V104H228V101L230 102ZM6 99V98H5ZM12 99V98H11ZM10 99V100H11ZM57 99V98H56ZM66 100H67V98H65ZM86 99V98H85ZM104 99H106V98H104ZM112 99V98H111ZM159 99H160V97H159ZM159 99H158V101H159ZM166 99H168V98H166ZM183 100H184V97L182 98ZM189 99V98H188ZM197 99V98H196ZM202 99H203V92H202ZM3 100V99H2ZM115 100H118V99H115ZM125 100V99H124ZM129 100V99H128ZM143 100V99H142ZM194 100H195V98H194ZM206 100V99H205ZM204 100V101H205ZM208 100V101H209ZM215 100H216V98H215ZM217 100H218V97H217ZM226 100V99H225ZM84 101V100H83ZM92 101V100H91ZM102 101V100H101ZM163 101V100H162ZM166 101H168V100H166ZM173 101V100H172ZM184 101H186V100H184ZM221 101V100H220ZM1 102V101H0ZM6 103H7V101H5ZM5 102L3 101V103L5 104ZM56 102V101H55ZM65 102H67V101H65ZM76 102V101H75ZM89 102H90V100H89ZM95 102V101H94ZM117 102V101H116ZM120 102V101H119ZM118 102V103H119ZM121 102H122V97H121ZM121 102L119 103V104H121ZM147 102H148V100H147ZM175 102V101H174ZM183 102V101H182ZM188 102V101H187ZM194 102V101H193ZM196 102V101H195ZM54 103V104H53ZM57 103V102H56ZM68 103H69V101H68ZM114 103V102H113ZM117 103V104H118ZM126 103V102H125ZM166 103H168V102H166ZM173 103V102H172ZM213 103V102H212ZM219 103V102H218ZM223 103V102H222ZM239 102H237V104H238ZM12 104V103H11ZM62 104V103H61ZM70 104V103H69ZM90 104V103H89ZM96 104V103H95ZM102 104H103V101H102ZM107 104V103H106ZM116 104V103H115ZM123 104V103H122ZM132 104V103H131ZM148 104V103H147ZM158 104V103H157ZM161 104H162V102H161ZM177 104V103H176ZM181 104V103H180ZM185 104V103H184ZM204 104V103H203ZM215 104V103H214ZM225 104V103H224ZM6 105V104H5ZM56 105V106H55ZM62 105H64V104H62ZM78 105V104H77ZM80 105V104H79ZM78 105V106H79ZM110 105H111V103H110ZM168 105H169V103H168ZM205 105V104H204ZM216 105V104H215ZM214 105V106H215ZM218 105V104H217ZM226 105V104H225ZM4 106V105H3ZM3 106H1V107H3ZM13 106V105H12ZM67 106V105H66ZM91 106V105H90ZM96 106H97V104H96ZM107 106V105H106ZM115 106V105H114ZM113 106V107H114ZM117 106V105H116ZM125 106V105H124ZM194 106H195V104H194ZM213 106V108H215ZM82 107V106H81ZM85 107V106H84ZM83 107V108H84ZM88 107V106H87ZM93 107H94V105H93ZM92 107V108H93ZM99 107V106H98ZM101 107V106H100ZM99 107V108H100ZM110 107V106H109ZM128 107V106H127ZM145 107H146V105H145ZM192 107V106H191ZM201 107V106H200ZM208 107V106H207ZM220 107H221V105H220ZM226 107H227V105H226ZM226 107H221V108H225L226 109ZM247 107V106H246ZM14 108V107H13ZM71 107H69V109H70ZM83 108H82V110H83ZM122 108V107H121ZM138 108V107H137ZM147 108H148V105H147ZM168 108H169V106H168ZM176 108V107H175ZM204 108V107H203ZM202 108V109H203ZM208 108H210V107H208ZM208 108L206 109V112L208 111ZM216 108H217V106H216ZM2 109V108H1ZM91 109V108H90ZM89 109V110H90ZM102 109V108H101ZM124 109V108H123ZM130 109V108H129ZM173 109V108H172ZM181 109H182V107H181ZM194 109V108H193ZM192 109V110H193ZM219 109V108H218ZM217 109V110H218ZM225 109H224V111H225ZM231 109V108H230ZM237 109H238V107H237ZM3 110V109H2ZM1 110V111H2ZM12 110V109H11ZM113 110H115V109H113ZM117 110V109H116ZM133 110V108L131 109V111ZM135 110V109H134ZM189 110V109H188ZM216 110V111H217ZM220 110V109H219ZM233 110H235V109H233ZM239 110V109H238ZM237 110V111H238ZM86 112H87V110H85ZM85 111H84V113H85ZM101 111V110H100ZM110 111V110H109ZM122 111V110H121ZM144 112H145V110H143ZM148 111H149V109H148ZM166 111H168V110H166ZM174 111V110H173ZM198 111V110H197ZM216 111H214V112H216ZM223 111V112H224ZM94 112V111H93ZM92 112V113H93ZM118 112H119V108H118ZM126 112V111H125ZM135 112V111H134ZM137 112V111H136ZM135 112V113H136ZM186 112L187 111H185V113H184V116H186ZM192 112V111H191ZM209 112V111H208ZM207 112V113H208ZM218 112V111H217ZM222 112V111H221ZM241 112V111H240ZM10 113H13V112H10ZM15 113V112H14ZM67 113H69V112H67ZM91 113V112H90ZM101 113V112H100ZM151 113V112H150ZM206 113V114H207ZM220 113V112H219ZM218 113V114H219ZM225 113V112H224ZM243 113V112H242ZM7 114H9V113H7ZM66 114V113H65ZM96 114V113H95ZM98 114V113H97ZM109 114V113H108ZM111 114H115V111L113 112V113H111ZM119 114V113H118ZM145 114V113H144ZM162 114V113H161ZM221 114L222 113H220V116H221ZM238 114V113H237ZM244 114V113H243ZM247 114V113H246ZM245 114V115H246ZM249 114V113H248ZM1 115H4V113H1ZM13 115V114H12ZM70 115V114H69ZM88 115H89V113H88ZM93 115V114H92ZM99 115V114H98ZM116 115V114H115ZM176 115V114H175ZM200 115H202V113L200 114ZM204 115V114H203ZM214 115V114H213ZM74 116V115H73ZM85 116V115H84ZM87 116V115H86ZM94 116V115H93ZM102 116V115H101ZM100 116V117H101ZM111 115H109V117H110ZM137 116V115H136ZM188 116H189V114H188ZM218 116V115H217ZM220 116H218V117H220ZM222 116H224V114H222ZM14 117V116H13ZM91 117V116H90ZM104 117H106V115L104 116ZM115 117V116H114ZM117 117V116H116ZM141 117V116H140ZM143 117H144V115H143ZM147 117V116H146ZM175 117V116H174ZM182 117V116H181ZM191 117V116H190ZM199 117V116H198ZM243 117V116H242ZM8 118V117H7ZM15 118V117H14ZM72 118V117H71ZM102 118V117H101ZM107 118V117H106ZM120 118V117H119ZM148 118H149V116H148ZM187 118V117H186ZM222 118H224V117H222ZM13 119V118H12ZM78 119V118H77ZM87 119V118H86ZM88 119H89V117H88ZM150 119V118H149ZM190 119V118H189ZM201 119V118H200ZM204 119V118H203ZM8 120H10V119H8ZM8 120H6V121H8ZM73 120V119H72ZM92 120V119H91ZM101 120V119H100ZM100 120H98V122L100 121ZM148 120V119H147ZM155 118H153V122L155 123ZM162 120V119H161ZM181 120V119H180ZM208 120V119H207ZM219 120H220V118H219ZM233 119H231V121H232ZM0 121H2V120H0ZM11 121V120H10ZM9 121V122H10ZM17 121V120H16ZM74 121V120H73ZM88 121V120H87ZM89 121H90V119H89ZM123 121V120H122ZM144 121V120H143ZM143 121H142V123H143ZM149 121V120H148ZM188 121H190V120H188ZM194 121V120H193ZM192 121V122H193ZM204 121V120H203ZM3 122V121H2ZM18 122V121H17ZM68 122V121H67ZM76 122V121H75ZM100 122H103V118H102V121H100ZM133 122V121H132ZM135 122V121H134ZM140 122V121H139ZM151 122H152V120H151ZM177 122V121H176ZM179 122V121H178ZM225 122V121H224ZM233 122V121H232ZM79 123V122H78ZM90 123V122H89ZM88 123V124H89ZM96 123V122H95ZM95 123L93 124L92 122L90 123L91 125L93 124V126L95 125ZM125 123V122H124ZM145 123V122H144ZM208 123V122H207ZM220 123V122H219ZM228 123V122H227ZM1 124V123H0ZM11 124V123H10ZM10 124H8L9 126H10ZM18 125H19V123H17ZM74 124V123H73ZM75 124H77V123H75ZM120 124V123H119ZM122 124V123H121ZM156 124V123H155ZM154 124V125H155ZM164 124V123H163ZM180 124V123H179ZM196 124V123H195ZM223 124V123H222ZM221 124V125H222ZM225 124V123H224ZM232 124V123H231ZM235 124V123H234ZM12 125V124H11ZM15 125V124H14ZM18 125H16V126H18ZM67 125V126H66ZM78 125H80V123L78 124ZM136 125V124H135ZM138 125H140V124H138ZM178 125V124H177ZM185 125V124H184ZM188 125V124H187ZM203 125H204V123H203ZM217 125V124H216ZM216 125H215V127H216ZM220 125V126H221ZM241 125V124H240ZM2 126H4V124H2ZM89 126V125H88ZM124 126V125H123ZM156 126V125H155ZM199 126V125H198ZM198 126H197V128H198ZM206 126V125H205ZM238 126V125H237ZM81 127H84V126H81ZM122 127V126H121ZM125 127V126H124ZM176 127V126H175ZM181 127V126H180ZM186 127V126H185ZM188 127H191L190 125L188 126ZM222 127V126H221ZM235 127H236V125H235ZM1 128V127H0ZM5 128V127H4ZM13 129H15L14 127H12ZM76 128V127H75ZM98 129H99V127H97ZM111 128V127H110ZM129 128H132V127H130L129 126ZM160 128V127H159ZM177 128V127H176ZM195 128V127H194ZM223 128H224V125H223ZM222 128V129H223ZM229 128V127H228ZM237 128V127H236ZM11 129V128H10ZM84 129V128H83ZM82 129V130H83ZM95 129H96V127H95ZM101 129V128H100ZM138 129V128H137ZM146 129V128H145ZM192 129V128H191ZM219 129H221V128H219ZM221 129V130H222ZM230 129V128H229ZM16 130V129H15ZM80 130H81V128H80ZM91 130H92V128H91ZM105 130H107V129H105ZM134 130L135 129H133V132H134ZM142 130V129H141ZM189 130H190V128H189ZM199 130V129H198ZM218 130V129H217ZM224 134L226 135L227 134V128L225 127L224 129ZM2 131V132H1ZM0 132L1 133H5L6 132V129H5V132H3V130H1ZM83 131H85V133H87L86 132V130H83ZM108 131V130H107ZM113 131V130H112ZM129 131H130V129H129ZM161 131H163V130H161ZM192 131H194V130H192ZM211 131V130H210ZM239 131H237V132H239ZM78 132V131H77ZM95 132V131H94ZM96 132H98V131H96ZM103 132V131H102ZM124 132V131H123ZM131 132V131H130ZM132 132V133H133ZM141 132V131H140ZM155 132H156V130H155ZM170 132V131H169ZM186 132V131H185ZM222 132V131H221ZM76 133V134H75ZM93 133V132H92ZM122 133V132H121ZM125 133V132H124ZM123 133V134H124ZM137 133V132H136ZM148 133V132H147ZM172 133V132H171ZM174 133V132H173ZM189 133V132H188ZM196 132H194V134H195ZM201 133V132H200ZM10 134V133H9ZM99 134H100V132H99ZM116 134V136H117V133H115ZM114 134V135H115ZM118 134H119V132H118ZM150 134V133H149ZM178 134H179V132H178ZM185 134V133H184ZM205 135H206V133H204ZM217 134H219L218 132H217ZM232 134H234V132L232 133ZM12 135V134H11ZM80 135H84L83 133L81 134V132H80ZM93 135V134H92ZM139 135V134H138ZM166 135V134H165ZM164 135V136H165ZM192 135V134H191ZM203 135V134H202ZM201 135V136H202ZM220 135V134H219ZM218 135V136H219ZM235 136L237 135V134H234ZM7 136H9V137H7ZM15 136V135H14ZM13 136V137H14ZM85 136H87L88 137V135H85ZM96 136V135H95ZM100 136V135H99ZM111 136H112V138H113V135L111 134ZM132 136V135H131ZM141 136V135H140ZM143 136V135H142ZM162 136V135H161ZM168 136V135H167ZM172 136H174V135H171V138H172ZM179 136V135H178ZM189 137H191L190 136V134L188 135ZM209 136V135H208ZM217 136V137H218ZM222 139L223 140H225V141H223V145L225 146L224 147V149H223V151H222V154H223V157H224V160L223 161H225V167L227 168V171H229V176H230V178L232 179V180H234L235 178H236V175H237V171H238V168L240 169V167L238 166V161H237V154L238 153H236V150H235V148L237 149V146L235 145V143H234V147H232V148H234V149H232V150H235V152H234V154H233V156H232V158H230L227 154V149H226V144H228V143H230L229 142V138H231V137H229L228 138V136L226 135V139L224 138V136H223V132H222ZM86 137V138H87ZM97 137H98V135H97ZM136 137V136H135ZM139 137V136H138ZM158 137V136H157ZM166 137V136H165ZM183 137V136H182ZM196 137V136H195ZM194 137V138H195ZM210 137V136H209ZM220 137V136H219ZM218 137V138H219ZM239 137V136H238ZM85 138V139H86ZM146 138V137H145ZM152 138V137H151ZM192 138H193V136H192ZM193 138V139H194ZM197 138V137H196ZM221 138V137H220ZM98 139V138H97ZM101 139V138H100ZM105 139V138H104ZM129 139V138H128ZM165 139H167V138H165ZM186 139H187V137H186ZM193 139H192V141H193ZM235 139H237V138H234V140ZM93 139H91L90 141H92ZM95 140V139H94ZM110 140H112L111 139V137H110ZM137 140V139H136ZM142 140V139H141ZM149 140H151V139H149ZM191 140V139H190ZM203 140V139H202ZM212 140V139H211ZM216 140V139H215ZM220 140V139H219ZM86 141V140H85ZM89 141V140H88ZM89 141V142H90ZM106 141V140H105ZM109 141V140H108ZM113 141H114V138H113ZM125 141V140H124ZM182 141H184V140H182ZM231 141H232V139H231ZM236 141V140H235ZM95 142V141H94ZM101 142H102V140H101ZM167 143H168V141H166ZM172 142H174V141H172ZM188 142V141H187ZM208 142V141H207ZM216 142V141H215ZM228 142V143H227ZM91 143V142H90ZM89 143V144H90ZM106 143V142H105ZM116 143V142H115ZM138 143H139V141H138ZM143 143V142H142ZM176 143V142H175ZM191 144H192V142H190ZM209 143V142H208ZM217 143V142H216ZM88 144V143H87ZM112 144V143H111ZM119 144V143H118ZM126 145H127V143H125ZM128 144H130V143H128ZM141 144V143H140ZM169 144V143H168ZM172 144V143H171ZM187 144V143H186ZM123 145H124V142H123ZM131 145H132V143H131ZM149 145V144H148ZM147 145V146H148ZM157 145V144H156ZM177 145V144H176ZM215 145V144H214ZM244 145V146H243ZM84 146V145H83ZM86 146H88V145H86ZM85 146V147H86ZM106 146V145H105ZM110 146V145H109ZM117 146V145H116ZM134 146V145H133ZM184 146V145H183ZM189 146H191V145H189ZM236 146V147H235ZM91 147H92V145H91ZM122 147V146H121ZM126 147H128V145L126 146ZM139 147V146H138ZM143 147V146H142ZM149 147V146H148ZM147 147V148H148ZM161 147V146H160ZM209 147V146H208ZM123 148V147H122ZM133 148V147H132ZM146 148V149H147ZM156 148V147H155ZM162 148V147H161ZM165 148V147H164ZM180 148H182V145H181V147ZM204 148H206V147H204ZM241 148V147H240ZM246 148L244 149L245 150V152H246ZM84 149H86L85 150V153L88 151V153L90 152L89 150H88V147L87 148H84ZM93 149H94V147H93ZM118 149V148H117ZM145 149V148H144ZM149 149H151V147L149 148ZM183 150H184V148H182ZM181 149V150H182ZM187 149V148H186ZM213 149H214V146H213ZM219 149V152H221L220 151V147L218 148ZM8 150V151H7ZM11 150V149H10ZM91 150V149H90ZM124 150V149H123ZM128 150V149H127ZM136 150V149H135ZM152 150V149H151ZM212 150V149H211ZM240 150V149H239ZM116 151V150H115ZM140 151V150H139ZM212 151H214V150H212ZM217 151V147H216V150H215V152ZM238 151V150H237ZM10 152V151H9ZM8 152V153H9ZM101 152V151H100ZM104 152V151H103ZM106 152V151H105ZM152 152V151H151ZM157 152V151H156ZM193 152V151H192ZM205 152V151H204ZM7 153V154H8ZM11 153V152H10ZM85 153H83V154H85ZM124 153H125V151H124ZM135 153V152H134ZM141 153V152H140ZM149 153V152H148ZM155 153V152H154ZM212 153V152H211ZM11 154H13V153H11ZM92 154H95V152H93L92 151ZM126 154H127V152H126ZM132 154V153H131ZM130 154V155H131ZM221 154V155H222ZM240 154V153H239ZM247 154V153H246ZM9 155V154H8ZM86 155V154H85ZM84 155V156H85ZM102 155V154H101ZM114 155V154H113ZM137 155V154H136ZM152 155V154H151ZM156 155V154H155ZM171 155V154H170ZM206 155V154H205ZM13 156V155H12ZM16 156V155H15ZM16 156V157H17ZM29 156V157H30ZM36 156V155H35ZM90 156V155H89ZM109 156V155H108ZM116 156V155H115ZM128 156V155H127ZM157 156V155H156ZM161 156V155H160ZM165 156V155H164ZM210 156V155H209ZM209 156H208V158H209ZM212 156V155H211ZM242 156H243V152H242ZM247 156V155H246ZM10 157H11V155H10ZM26 157V158H25ZM33 157H34V155H33ZM32 157V158H33ZM36 157H38V156H36ZM36 157H35V159H36ZM40 157H38V161H41V160H39V158ZM86 157H88V155H86ZM134 157V156H133ZM137 157H139V156H137ZM136 157V158H137ZM212 157H214V156H212ZM216 157V156H215ZM239 157V156H238ZM13 157H11L10 159H12ZM99 158V160H101V158L100 157H98ZM105 158V157H104ZM135 158V159H136ZM147 158V157H146ZM158 158V157H157ZM161 158H163V157H161ZM165 158H167V157H165ZM219 158H221V157H219ZM236 158V159H235ZM242 158V157H241ZM23 159V160H24ZM115 159V158H114ZM119 159V158H118ZM131 159H133V158H131ZM151 159V158H150ZM150 159H149V161H150ZM169 159V158H168ZM204 159V158H203ZM214 159V158H213ZM245 159V158H244ZM15 160V159H14ZM25 160H24V163L26 164V162H25ZM29 160V161H28ZM34 160V159H33ZM127 160H128V158H127ZM161 160V159H160ZM210 159H208V161H209ZM212 160V159H211ZM238 160H239V158H238ZM1 162L2 161H4V159H1L0 160ZM15 161H18V159L17 160H15ZM43 161V160H42ZM107 161V160H106ZM111 161V160H110ZM214 161V160H213ZM240 161V160H239ZM4 162H6V161H4ZM11 162V160H9V163ZM20 162V161H19ZM23 162V161H22ZM34 162V161H33ZM103 162V161H102ZM115 162V161H114ZM121 162V161H120ZM135 162V161H134ZM140 162V161H139ZM205 162H206V160H205ZM3 163V162H2ZM31 163V162H30ZM29 163V164H30ZM99 163V162H98ZM107 163H109V162H107ZM142 163V162H141ZM151 163V162H150ZM203 163H204V161H203ZM223 163V162H222ZM243 163H245V161L243 162ZM4 164V163H3ZM6 164V163H5ZM18 164V163H17ZM20 164V163H19ZM33 164V163H32ZM35 164V163H34ZM38 164V163H37ZM132 164H133V162H132ZM136 164V163H135ZM144 164V163H143ZM142 164V165H143ZM159 164V163H158ZM164 164V163H163ZM208 164H209V162H208ZM216 164V163H215ZM220 164V163H219ZM218 164V165H219ZM11 165H13V164H11ZM23 166H24V164H22ZM47 165V166H46ZM99 165H100V163H99ZM169 165V164H168ZM246 165H248V163H246ZM8 166V165H7ZM10 166V165H9ZM44 167V168H41V167ZM110 166V165H109ZM118 166V165H117ZM138 166V165H137ZM153 166H154V164H153ZM164 166V165H163ZM202 166V165H201ZM207 166V165H206ZM220 166V165H219ZM224 166V164L221 166V168ZM238 166V167H237ZM19 167V166H18ZM25 167V166H24ZM100 167V166H99ZM107 167V166H106ZM111 167V166H110ZM136 167V166H135ZM151 167V166H150ZM213 167V166H212ZM241 167H242V164H241ZM246 167V166H245ZM244 167V168H245ZM21 168V167H20ZM27 168V169H28ZM101 168H104V167H102L101 166ZM100 168V169H101ZM132 168V167H131ZM137 168V167H136ZM139 168V167H138ZM137 168V169H138ZM147 168V167H146ZM164 168V167H163ZM209 168V167H208ZM215 168V167H214ZM24 169V168H23ZM108 169V168H107ZM112 169V168H111ZM121 169V168H120ZM124 169V168H123ZM129 169V168H128ZM144 169V168H143ZM150 169V168H149ZM156 169H157V167H156ZM167 169V168H166ZM202 169H203V166H202ZM206 169V168H205ZM205 169H204V171H205ZM210 169V168H209ZM242 169V168H241ZM240 169V170H241ZM11 170H12V168H11ZM114 171H115V169H113ZM118 170V169H117ZM134 170V169H133ZM138 170H140V169H138ZM171 170V169H170ZM215 170H216V168H215ZM219 170V169H218ZM217 170V171H218ZM243 170V169H242ZM245 170H247V169H245ZM250 170V169H249ZM27 171V170H26ZM25 171V172H26ZM102 171V170H101ZM111 171V170H110ZM119 171V170H118ZM126 171H127V169H126ZM148 171V170H147ZM150 171V170H149ZM157 171V170H156ZM209 171V170H208ZM4 172V171H3ZM23 172V171H22ZM121 172V171H120ZM123 172V171H122ZM164 172V171H163ZM165 172H166V170H165ZM168 172V171H167ZM188 172V171H187ZM212 172V171H211ZM222 172V171H221ZM247 172V171H246ZM30 174L32 173V172H29ZM28 173V174H29ZM41 173H43L44 175H39V174H41ZM104 173V172H103ZM205 173H207V172H205ZM245 172H244V170H243V174H244ZM1 174V173H0ZM4 174V173H3ZM102 174V173H101ZM105 174V173H104ZM124 174V173H123ZM128 174V173H127ZM154 174V173H153ZM168 174V173H167ZM171 174V173H170ZM224 174V173H223ZM226 174V173H225ZM242 174V175H243ZM254 174H253V178H254ZM2 175V174H1ZM5 175V174H4ZM106 175V174H105ZM130 175V174H129ZM144 175V174H143ZM157 175H159V174H157ZM166 175V174H165ZM172 175V174H171ZM205 175H207V174H205ZM227 175V174H226ZM250 175V174H249ZM3 176V175H2ZM102 176H104V175H102ZM125 176V175H124ZM149 176V175H148ZM154 176V175H153ZM152 176V177H153ZM163 176V175H162ZM223 176V175H222ZM245 176V175H244ZM4 177V176H3ZM13 177V176H12ZM28 177V176H27ZM40 177V178H39ZM128 177V176H127ZM135 177H136V174H135ZM134 177V178H135ZM140 177V176H139ZM142 177V176H141ZM159 177V176H158ZM219 177H220V175H219ZM227 177V176H226ZM226 177H224V179L226 178ZM247 177V176H246ZM23 178V177H22ZM25 178V177H24ZM24 178H23V180H24ZM28 178V179H29ZM105 178V177H104ZM121 178V177H120ZM131 178V177H130ZM150 178V177H149ZM250 178V177H249ZM252 178V177H251ZM0 179H2L1 177H0ZM27 179V178H26ZM25 179V180H26ZM36 179H39L38 181H40V182H36ZM114 179V178H113ZM118 179H119V177H118ZM128 179V178H127ZM144 179V178H143ZM155 179V178H154ZM208 179H210L209 177H208ZM223 179V180H224ZM4 180H6L5 178H4ZM3 180V181H4ZM11 180V179H10ZM31 180V179H30ZM33 180V179H32ZM61 180V181H60ZM123 180V179H122ZM172 180V179H171ZM174 180H176V179H174ZM231 180V181H232ZM254 180V179H253ZM9 181V180H8ZM27 181V180H26ZM42 181H44V180H42ZM44 181V182H45ZM57 181L59 182H61V184H60V186H58V189H56L55 188V182H56V184H57ZM107 181V180H106ZM118 181V180H117ZM117 181H115V183H117ZM121 181V180H120ZM129 181V180H128ZM142 181V180H141ZM140 181V182H141ZM159 181V180H158ZM218 181V180H217ZM216 181V182H217ZM226 181H227V178H226ZM2 182V181H1ZM0 182V183H1ZM15 182V181H14ZM22 182H24V181H22ZM31 182V181H30ZM59 182V183H60ZM98 182H100L102 185H100V183H99V185L100 186H103L104 185V195H102V198H103V200L101 201L102 203H99V197H96L94 194H92V191H93V189H95L96 187H97V184H98ZM111 182V181H110ZM127 182V181H126ZM138 182V181H137ZM147 182H148V180H147ZM150 182V181H149ZM169 182V181H168ZM192 182V181H191ZM211 182V181H210ZM250 182V181H249ZM251 182H254V181H251ZM18 183V182H17ZM26 183V182H25ZM139 183V182H138ZM145 183V182H144ZM154 183V182H153ZM155 183H157L156 181H155ZM218 183V182H217ZM221 183V182H220ZM224 183V182H223ZM235 183V181H233V184ZM237 183V182H236ZM235 183V184H236ZM8 184V183H7ZM21 184H23V183H21ZM34 184V185H35ZM112 184V183H111ZM128 184V183H127ZM132 184V183H131ZM176 184V183H175ZM193 184V183H192ZM191 184V185H192ZM214 184V183H213ZM252 184V183H251ZM28 185H29V183H28ZM27 185V186H28ZM31 185H33L32 183H31ZM59 185V184H58ZM118 185V184H117ZM124 185V184H123ZM137 185V184H136ZM144 185V184H143ZM142 185V186H143ZM256 185V184H255ZM4 186H5V184H4ZM11 186V185H10ZM21 186V185H20ZM115 186V185H114ZM131 186V185H130ZM129 186V187H130ZM141 186V187H142ZM151 186V185H150ZM154 186V185H153ZM162 186V185H161ZM164 186V185H163ZM217 186H219V185H217ZM240 186V185H239ZM29 187V186H28ZM28 187H26V188H28ZM31 187V186H30ZM99 187V186H98ZM97 187V188H98ZM147 187V186H146ZM158 187V186H157ZM226 187V186H225ZM6 188V187H5ZM35 188V187H34ZM162 188V187H161ZM167 188V187H166ZM166 188H165V190H166ZM178 187H176L175 189H177ZM229 188V187H228ZM232 188V187H231ZM244 188V187H243ZM243 188H241V189H243ZM252 188V187H251ZM250 188V189H251ZM11 189V188H10ZM9 189V190H10ZM19 189H18V191H19ZM179 189V188H178ZM213 189V188H212ZM219 189V188H218ZM239 190H240V188H238ZM30 190L32 191V192H30ZM92 190V191H91ZM102 190V189H101ZM115 190H117V189H115ZM128 190V189H127ZM162 190H164V189H161V191ZM220 190V189H219ZM221 190H223V188L221 189ZM225 190V189H224ZM233 190V189H232ZM252 190V189H251ZM2 191V190H1ZM3 191H4V188H3ZM12 191V190H11ZM24 191V192H23ZM35 191V192H34ZM112 191V190H111ZM122 191H123V189H122ZM145 191V190H144ZM143 191V192H144ZM171 192H172V189L170 190ZM179 191H180V189H179ZM209 191V190H208ZM215 191V190H214ZM218 191V190H217ZM216 191V192H217ZM254 191H252V193H254ZM5 192H6V190H5ZM7 192H8V190H7ZM5 193V194H8V193ZM10 192V191H9ZM98 192V191H97ZM133 192V191H132ZM138 192V191H137ZM167 192V191H166ZM165 192V193H166ZM213 192V191H212ZM221 192V191H220ZM225 192V191H224ZM128 193V192H127ZM134 193H135V191H134ZM148 193V192H147ZM162 193V192H161ZM174 193H176V192H174ZM226 194H223L224 196H225V204L227 205V208H228V205H230L229 204V200H231L230 198H232V196L234 197L235 195H233L232 194V192L230 191V189H229V191H227L226 190V192H225ZM239 193V192H238ZM242 193V192H241ZM240 193V194H241ZM120 194H121V192H120ZM125 194V193H124ZM136 194V193H135ZM156 194V193H155ZM220 194V193H219ZM100 195V194H99ZM111 195V194H110ZM145 195H146V193H145ZM162 195V194H161ZM171 194H169V196H170ZM242 195V194H241ZM2 196H4L3 194H2ZM121 196V195H120ZM126 196V195H125ZM168 196V195H167ZM178 196V195H177ZM222 196V195H221ZM254 196V195H253ZM130 197V196H129ZM128 197V198H129ZM174 197V196H173ZM241 197H243V196H241ZM6 198H8V197H6ZM118 198V197H117ZM126 198H127V196H126ZM224 198V197H223ZM238 198V197H237ZM252 198V197H251ZM11 199V198H10ZM139 199H140V197H139ZM146 199V198H145ZM220 199V198H219ZM219 199H218V201H219ZM240 199V198H239ZM244 199V198H243ZM4 200V199H3ZM141 200V199H140ZM166 200V199H165ZM168 200V199H167ZM177 200V199H176ZM179 200V199H178ZM236 200V199H235ZM6 201V200H5ZM118 201V200H117ZM136 201V200H135ZM134 200H133V202H135ZM170 201V200H169ZM217 201V200H216ZM218 201H217V204L219 205V203H218ZM245 201V200H244ZM247 201V200H246ZM250 201H251V199H250ZM12 202V201H11ZM166 202V201H165ZM241 202H242V200H241ZM0 203H2V202H0ZM10 203V202H9ZM13 203V202H12ZM20 203H19V205H20ZM117 203V202H116ZM115 203V204H116ZM121 203V202H120ZM137 203V202H136ZM156 203L157 202H155V205H156ZM174 203H176V202H174ZM242 203H244V202H242ZM14 204V203H13ZM12 204V205H13ZM113 204V203H112ZM128 204H129V202H128ZM167 204V203H166ZM193 204V203H192ZM15 205H17V204H15ZM26 205H23L24 207L26 206ZM137 205V204H136ZM148 205V204H147ZM146 205V206H147ZM163 205V204H162ZM176 205V204H175ZM246 205H247V202H246ZM6 206H7V204H6ZM22 206V207H23ZM86 207L87 209H85V210H83V208L84 207ZM115 206V205H114ZM138 206H140V205H138ZM149 207H151L150 205H148ZM223 206V205H222ZM1 207V206H0ZM11 207V206H10ZM17 207V206H16ZM23 207V208H24ZM127 207V206H126ZM155 207V206H154ZM180 207V206H179ZM221 207V206H220ZM248 207V206H247ZM6 208V207H5ZM12 208V207H11ZM21 207H19V209H20ZM133 208V207H132ZM140 208V207H139ZM143 208V207H142ZM142 208H140V209H142ZM226 208V209H227ZM232 208V207H231ZM249 208V207H248ZM247 208V209H248ZM16 209H18V207L16 208ZM15 209V210H16ZM18 209V210H19ZM163 209V208H162ZM240 209H242V208H240ZM4 210H8V209H4ZM14 210V211H15ZM23 210V209H22ZM25 210V209H24ZM23 210V211H24ZM121 210V209H120ZM148 210V209H147ZM161 210V209H160ZM179 210V209H178ZM223 210V209H222ZM258 210H257V212H258ZM2 211V210H1ZM22 211V213H24ZM27 211V210H26ZM26 211H25V213H26ZM256 211V210H255ZM9 212V211H8ZM7 212V213H8ZM93 212V211H92ZM92 212H90V213H92ZM155 212V211H154ZM176 211H174V213H175ZM192 212V211H191ZM220 212V211H219ZM225 212V211H224ZM258 212V213H259ZM2 213V212H1ZM4 213V212H3ZM14 213V212H13ZM15 213H16V211H15ZM18 213V212H17ZM33 213V212H32ZM100 213V212H99ZM99 213H97V214H99ZM249 213H251L250 211H249ZM29 214V213H28ZM37 214V215H38ZM140 214H142V213H140ZM164 214V213H163ZM170 214V213H169ZM255 214V213H254ZM1 215V214H0ZM6 215V214H5ZM10 215V214H9ZM9 215L7 214L6 215V217L8 216L9 217ZM13 215V214H12ZM17 215V214H16ZM16 215H15V217H16ZM21 215V214H20ZM19 215V216H20ZM81 215V216H80ZM115 215V214H114ZM119 215V214H118ZM138 215V214H137ZM176 214H174V216H175ZM238 215V214H237ZM11 216V215H10ZM18 216V217H19ZM26 216H28L27 214H26ZM35 216H36V214H35ZM87 216V215H86ZM91 216V215H90ZM128 216V215H127ZM169 216V215H168ZM173 216V217H174ZM1 217V216H0ZM29 217V216H28ZM37 217V216H36ZM98 217H99V215H98ZM115 217V216H114ZM118 217V216H117ZM133 217H135V216H133ZM245 218H243V216L241 217V219H240V225H241V222H243V224H244V222L247 220V218L248 217H246V216H244ZM264 217V216H263ZM262 217V218H263ZM11 218V217H10ZM23 218V217H22ZM38 218V217H37ZM36 218V219H37ZM73 218V217H72ZM80 218H78L79 220H80V223H78V225L79 224H81V222H82V219H80ZM90 218V217H89ZM92 218V217H91ZM110 218V217H109ZM131 218V217H130ZM129 218V219H130ZM136 218V217H135ZM146 218V217H145ZM154 218V217H153ZM255 218H256V216H255ZM261 218V219H262ZM5 219L6 218H4V221H5ZM14 218L12 217V220H13ZM20 219V218H19ZM25 219V218H24ZM24 219H22V220H24ZM30 219H31V215H30ZM30 219H29V221H30ZM39 219H41V218H39ZM43 219V221H45ZM96 219V218H95ZM100 219V218H99ZM143 219V218H142ZM151 219V218H150ZM159 220H160V218H158ZM163 219V218H162ZM192 219V218H191ZM238 219V218H237ZM251 219V218H250ZM252 219H254L253 217H252ZM18 220V219H17ZM16 220V221H17ZM33 220V219H32ZM47 220V221H48ZM78 220V221H79ZM90 220V219H89ZM116 220H117V218H116ZM239 220V219H238ZM19 221V220H18ZM28 221V220H27ZM42 221V220H41ZM76 221H75V223H76ZM102 222H103V220H101ZM171 220L169 219V222H170ZM257 221V220H256ZM258 221H260V220H258ZM257 221V222H258ZM1 222V221H0ZM9 222H10V220H9ZM21 222V221H20ZM36 222V221H35ZM96 222H97V220H96ZM110 222V221H109ZM118 222V221H117ZM116 222V223H117ZM125 222V221H124ZM149 222H151V221H149ZM155 222V221H154ZM160 222V221H159ZM194 222V221H193ZM249 222H250V220H249ZM15 223H18V222H15ZM24 223V222H23ZM34 223V222H33ZM32 223V224H33ZM101 223V222H100ZM104 223V222H103ZM103 223L101 224L102 226H103ZM104 223V224H105ZM115 223V224H116ZM128 223V222H127ZM141 223H143V222H141ZM195 223V222H194ZM255 223V222H254ZM253 223V224H254ZM21 224V225H20ZM19 225L20 226H22V223H20ZM38 224V223H37ZM40 224V223H39ZM43 224V223H42ZM99 224V223H98ZM97 224V225H98ZM161 224V223H160ZM4 225V224H3ZM12 225V224H11ZM19 225H17V224H15V226L13 225V227L14 228H17L16 226H19ZM28 225H31L30 223H28ZM41 225V224H40ZM50 225V224H49ZM92 225V224H91ZM94 225H95V223H94ZM100 225V224H99ZM111 225V224H110ZM123 225V224H122ZM140 225V224H139ZM138 225V226H139ZM223 225V224H222ZM246 225H248V223L246 224ZM7 226V225H6ZM20 226H19V228H20ZM27 226V225H26ZM35 226V225H34ZM38 226V225H37ZM37 226H36V229H37ZM43 226H45V223L43 224ZM53 226V227H54ZM118 226H119V224H118ZM127 226V225H126ZM191 226V225H190ZM262 226V225H261ZM5 228V226H2V228ZM9 227V226H8ZM12 227V226H11ZM23 227V226H22ZM30 227V226H29ZM52 227V228H53ZM82 227V226H81ZM85 227V226H84ZM83 227V228H84ZM87 227V226H86ZM113 227V226H112ZM141 227V226H140ZM165 227V226H164ZM169 227V226H168ZM193 227V226H192ZM245 227V226H244ZM248 227V226H247ZM252 227V226H251ZM255 227V226H254ZM256 227H257V224H256ZM10 228V227H9ZM9 228H7V229H9ZM13 228V229H14ZM39 229H40V227H38ZM45 228V227H44ZM46 228H47V226H46ZM49 228V227H48ZM51 228V229H52ZM79 228V227H78ZM94 228V227H93ZM109 228H111V227H109ZM124 228V227H123ZM142 228H144V227H142ZM176 228V227H175ZM188 228V227H187ZM222 228V227H221ZM258 228V227H257ZM1 229V228H0ZM21 229V228H20ZM28 229H30V228H28ZM33 229H35V228H33ZM35 229V230H36ZM38 229V230H39ZM55 229H53V231L55 230ZM80 229V228H79ZM86 229V228H85ZM99 229V228H98ZM105 229V228H104ZM173 229V228H172ZM191 229V228H190ZM242 229V228H241ZM249 229V228H248ZM248 229H246V231L248 230ZM263 229V228H262ZM2 230H4V229H2ZM11 230V229H10ZM9 230V231H10ZM40 230H42V228L40 229ZM43 230H45V229H43ZM48 230V229H47ZM50 230V229H49ZM75 230H76V227H75ZM82 230V229H81ZM102 230V229H101ZM128 230V229H127ZM217 230V229H216ZM251 230H254V229H252L251 228ZM14 231H15V229H14ZM21 231V230H20ZM31 231H33V230H31ZM51 232H52V230H50ZM111 231V230H110ZM168 231V230H167ZM221 231V230H220ZM233 231V230H232ZM13 232V231H12ZM11 232V233H12ZM16 232H19V231H16ZM29 232H30V230H29ZM40 232V231H39ZM45 232V231H44ZM91 232V231H90ZM103 232V231H102ZM135 232H137V231H135ZM146 232V231H145ZM172 232V231H171ZM217 232V231H216ZM219 232V231H218ZM244 232V231H243ZM243 232H241V233H243ZM249 232V231H248ZM6 233V232H5ZM7 233H8V230H7ZM24 233H26V232H24ZM41 233V232H40ZM49 233V232H48ZM77 233V232H76ZM93 233V232H92ZM95 233V232H94ZM111 233V243H113V241H115V247H117L118 246V248H119V252H121V257H122V260H125L128 264H151L149 261H147L146 259L144 260V259H137L132 253H130L126 248V245H128V244H124V242H123V238L122 239H120L118 236L116 237L115 236V234L113 235L112 233L113 232H110ZM109 233V234H110ZM117 233H118V231H117ZM120 233H121V231H120ZM123 233V232H122ZM134 233V232H133ZM174 233V232H173ZM245 233V232H244ZM3 234H4V231H3ZM13 234V233H12ZM11 234V235H12ZM14 234H15V232H14ZM31 234V233H30ZM34 234V233H33ZM42 234V233H41ZM46 234H47V232H46ZM45 233L44 234H42L43 236H45L46 235ZM89 234V233H88ZM103 234V233H102ZM105 234V233H104ZM146 234H148V233H146ZM167 234H169V233H167ZM253 234V233H252ZM252 234H250V235H252ZM8 235H10V234H8ZM23 235V234H22ZM32 235V234H31ZM35 235V234H34ZM41 235V237H39V238H42L43 236ZM49 235H52V234H49ZM55 235V236H56ZM92 234H90V236H91ZM97 235H98V232H97ZM130 235V234H129ZM136 235H138V234H136ZM180 235V234H179ZM184 235V234H183ZM220 235V234H219ZM248 235V234H247ZM249 235V236H250ZM1 236H2V234H1ZM27 236V235H26ZM59 235H57V237H58ZM79 236V235H78ZM88 236V235H87ZM104 236H106V235H104ZM158 236V235H157ZM168 236V235H167ZM248 236V237H249ZM3 237V236H2ZM13 237H14V235H12V239H13ZM17 237V236H16ZM25 237V236H24ZM24 237H23V239H24ZM29 237V236H28ZM93 237V236H92ZM124 237V236H123ZM136 237V236H135ZM162 237V236H161ZM166 237V236H165ZM173 237H174V235H173ZM182 237V236H181ZM3 238H5V236L3 237ZM15 238V237H14ZM26 238V237H25ZM29 238H31V237H29ZM34 238H35V236H34ZM44 238V237H43ZM42 238V239H43ZM82 238V237H81ZM119 238V239H118ZM131 238V237H130ZM138 238V237H137ZM183 238H184V236H183ZM183 238H180V240L181 239H183ZM191 238V237H190ZM195 238V237H194ZM242 238H244V236L242 237ZM242 238L240 239V240H242ZM251 238V237H250ZM2 239V238H1ZM10 239V238H9ZM48 239V238H47ZM51 239V238H50ZM49 239V240H50ZM54 239V238H53ZM79 239V238H78ZM87 239V238H86ZM98 239V238H97ZM97 239H96V241H97ZM132 239H133V237H132ZM135 239V238H134ZM133 239V240H134ZM199 239V238H198ZM216 239V238H215ZM5 240V239H4ZM7 240V239H6ZM15 240H16V238H15ZM20 240V239H19ZM31 240V239H30ZM30 240H29V242H30ZM35 240V239H34ZM45 240V239H44ZM43 240V241H44ZM56 240H58L59 241V238H57ZM80 240V239H79ZM106 240V239H105ZM109 240V239H108ZM125 240V239H124ZM172 240V239H171ZM218 240V239H217ZM222 240V239H221ZM244 240H246V236H245V239ZM248 240H250V239H248ZM253 240V239H252ZM264 240V239H263ZM2 241V240H1ZM1 241H0V243H1ZM8 241V240H7ZM12 241V240H11ZM22 239H21V243H22ZM36 241H37V239H36ZM35 241V242H36ZM52 241H54V240H52ZM61 241V240H60ZM184 241V240H183ZM220 241V240H219ZM218 241V242H219ZM243 241V240H242ZM247 241V240H246ZM6 242V241H5ZM24 242V241H23ZM28 242V243H29ZM39 242V241H38ZM37 242V243H38ZM45 242V241H44ZM62 242V243H63ZM82 242H84V241H82ZM88 242V241H87ZM90 242V241H89ZM107 242V241H106ZM126 242V241H125ZM133 242V241H132ZM166 242V241H165ZM178 242V241H177ZM190 242H191V239H190ZM217 242V241H216ZM224 242V241H223ZM241 242V241H240ZM245 242V241H244ZM2 243H4L3 241H2ZM10 243V242H9ZM12 243V242H11ZM20 243V244H21ZM31 243H33V242H31ZM46 243H48V242H46ZM99 243V242H98ZM128 243H129V241H128ZM167 243V242H166ZM180 243H182V242H180ZM193 243V242H192ZM195 243V242H194ZM201 243V242H200ZM226 243V242H225ZM224 243V244H225ZM236 243V242H235ZM243 243V242H242ZM246 243V242H245ZM249 243H251V240H250V242ZM248 243V244H249ZM254 243V242H253ZM14 243H12V244H10V245H13ZM23 244V243H22ZM51 244H53V243H51ZM60 244V243H59ZM133 244V243H132ZM179 244V243H178ZM241 244V243H240ZM256 244L257 243H255V246H256ZM17 245V244H16ZM24 245V244H23ZM39 245V244H38ZM57 245H58V242H57ZM61 245V244H60ZM77 245H78V247H77ZM96 245V244H95ZM158 245V244H157ZM156 245V246H157ZM176 244H174V246H175ZM193 245V244H192ZM219 245V244H218ZM239 245V244H238ZM261 245V244H260ZM2 246V245H1ZM6 245H3V247H5ZM30 246V245H29ZM32 246H33V244H32ZM34 246H35V244H34ZM39 246H43V245H39ZM45 246V245H44ZM47 246V245H46ZM50 246V244L48 243V247ZM51 246H54V245H51ZM101 246H103V245H101ZM137 246V245H136ZM243 246H245V245H243ZM250 246H252V244H250ZM20 248V245L18 244V246H17V248ZM24 247H26V245L25 246H23V248H21V249H24ZM36 247H37V245H36ZM36 247H34V248H36ZM62 247V246H61ZM64 247V246H63ZM100 247V246H99ZM133 247V246H132ZM191 247V246H190ZM208 247V246H207ZM241 247V246H240ZM1 248V247H0ZM6 248V247H5ZM4 248V249H5ZM9 248V247H8ZM40 248H42V247H40ZM39 248V249H40ZM50 248V247H49ZM53 248V247H52ZM55 248H57L56 247V245H55ZM95 248V247H94ZM113 248H114V246H113ZM118 248H116V249H118ZM133 248H135V247H133ZM138 248V247H137ZM161 248V247H160ZM160 248H157V249H160ZM205 248V247H204ZM228 248V247H227ZM16 249V248H15ZM14 249V250H15ZM25 249H28L27 247L25 248ZM31 249V248H30ZM37 249V248H36ZM61 249V248H60ZM81 249V248H80ZM79 249V250H80ZM83 249V248H82ZM107 249V248H106ZM110 249V248H109ZM129 249V248H128ZM131 249V248H130ZM167 249V248H166ZM165 249V250H166ZM171 249V248H170ZM185 249V251H186V248H184ZM191 249V248H190ZM197 249V248H196ZM224 249V248H223ZM226 249V248H225ZM238 249V248H237ZM242 249H244V248H242ZM241 249V250H242ZM247 249H248V247H247ZM264 248H262V250H263ZM1 250H3V248H1ZM0 250V251H1ZM8 250V249H7ZM14 250H10L11 252L13 251L14 252ZM45 250V249H44ZM62 250V249H61ZM64 250V249H63ZM86 250V249H85ZM84 250V251H85ZM90 250V249H89ZM95 250H96V248H95ZM132 250V249H131ZM138 250V249H137ZM161 250V249H160ZM188 250V249H187ZM222 250V249H221ZM229 250V249H228ZM252 250H253V247L249 250L250 252H252ZM261 250V251H262ZM16 251V250H15ZM26 251V250H25ZM31 251V250H30ZM33 251V253H34V251L36 252L37 250H32ZM46 251H48L47 249H46ZM53 251V250H52ZM56 251H57V249H56ZM65 251V250H64ZM99 251V250H98ZM112 251V250H111ZM116 251V250H115ZM201 251V250H200ZM205 251V250H204ZM222 251H224V250H222ZM227 251V250H226ZM237 251V250H236ZM8 252V251H7ZM16 252H18V251H16ZM38 252V251H37ZM41 252V251H40ZM50 252V251H49ZM48 252V253H49ZM67 252V251H66ZM95 252V251H94ZM101 252V251H100ZM147 252H149V251H147ZM168 252V251H167ZM171 252V251H170ZM174 252V251H173ZM175 252H176V250H175ZM199 252V251H198ZM202 252V251H201ZM0 253H2V252H0ZM4 253V252H3ZM28 253V252H27ZM116 253V252H115ZM154 253V252H153ZM169 253V252H168ZM167 253V254H168ZM183 252H181V254H182ZM194 253V252H193ZM231 253H232V251H231ZM236 253V252H235ZM238 253L240 254V251H238ZM237 253V254H238ZM248 253V252H247ZM258 252H256V254H257ZM13 254V253H12ZM15 255H16V253H14ZM18 254V253H17ZM23 254H25V253H23ZM34 254H36V253H34ZM33 254V255H34ZM44 254V253H43ZM54 254V253H53ZM64 254V253H63ZM92 254V253H91ZM137 254V253H136ZM152 254V253H151ZM159 254V253H158ZM170 254V253H169ZM178 254V253H177ZM180 254V253H179ZM180 254V255H181ZM191 254H192V252H191ZM196 254V253H195ZM194 254V255H195ZM199 254H200V252H199ZM224 254H226V253H224ZM228 254V253H227ZM241 254H242V252H241ZM240 254V255H241ZM251 254V253H250ZM255 254V255H256ZM260 254V253H259ZM263 254V253H262ZM1 255V254H0ZM3 255V254H2ZM7 255V254H6ZM22 255V254H21ZM29 255V254H28ZM51 255H52V253H51ZM86 255V254H85ZM97 255V254H96ZM194 255H193V257H194ZM234 255V254H233ZM249 255V254H248ZM247 255V256H248ZM254 255V256H255ZM5 256V255H4ZM49 256V255H48ZM55 256V255H54ZM89 256V255H88ZM111 256V255H110ZM142 256V255H141ZM154 256V255H153ZM189 256V255H188ZM227 256V255H226ZM235 256V255H234ZM233 256V257H234ZM239 256V255H238ZM3 257V256H2ZM16 257V256H15ZM17 257H19V255H17ZM38 257H40V256H38ZM43 257H45V256H43ZM52 257V256H51ZM182 257V256H181ZM192 257V256H191ZM198 257H199V255H198ZM235 257H237V256H235ZM234 257V258H235ZM239 257H241V256H239ZM242 257H243V255H242ZM249 257H250V255H249ZM1 258V257H0ZM14 258V257H13ZM42 258V257H41ZM96 258V257H95ZM110 258V257H109ZM144 258V257H143ZM178 258V257H177ZM199 258H201V256L199 257ZM224 258H225V256H224ZM231 258V257H230ZM233 258V259H234ZM247 258V257H246ZM263 258H264V254H263ZM262 258V260L264 261V259ZM9 259V258H8ZM14 259H16V258H14ZM24 259H26V257L24 258ZM27 259H29L28 257H27ZM46 259V258H45ZM60 259H62V258H60ZM64 259V258H63ZM68 260H69V258H67ZM89 259H90V256H89ZM164 259V258H163ZM185 259V258H184ZM188 259V258H187ZM192 259V258H191ZM203 259V258H202ZM240 259V258H239ZM243 259V258H242ZM259 259V258H258ZM3 260V259H2ZM7 260V259H6ZM5 259H4V261H6ZM13 260V259H12ZM19 260V259H18ZM31 260V259H30ZM30 260H29V262H30ZM66 260V259H65ZM120 260V259H119ZM177 261H178V259H176ZM181 260V259H180ZM213 259H211V261H212ZM230 260V259H229ZM228 260V261H229ZM262 260H261V262H262ZM33 261V260H32ZM51 261H53V260H51ZM57 261V260H56ZM63 261V260H62ZM111 261V260H110ZM192 261V260H191ZM196 261H200V260H196ZM210 261V262H211ZM222 261V260H221ZM224 261H226V260H224ZM239 260H237V262H238ZM8 262V261H7ZM14 263H15V261H13ZM24 262V261H23ZM38 262V261H37ZM70 262V261H69ZM70 262V263H71ZM94 262V261H93ZM107 262V261H106ZM167 262V261H166ZM165 262V263H166ZM174 262H175V260H174ZM195 262V261H194ZM203 262V261H202ZM227 262V261H226ZM236 262V263H237ZM240 262L241 263H243V264H248V262H246V261H241V259H240ZM240 262H239V264H240ZM258 262V261H257ZM256 261H255V263H257ZM10 263H11V261H10ZM20 263H21V260H20ZM19 263V264H20ZM26 263V262H25ZM35 263V262H34ZM39 263V262H38ZM44 263V262H43ZM66 263H68V262H66ZM69 263V264H70ZM98 263V262H97ZM110 263H113V262H110ZM123 263V262H122ZM153 263V262H152ZM172 263V262H171ZM170 263V264H171ZM180 264H186L184 261H182L181 260V262H179ZM192 263H193V261H192ZM199 263V262H198ZM197 263V264H198ZM201 263V262H200ZM204 263V262H203ZM213 262H211V264H212ZM222 264H223V262H221ZM251 263H253V262H251ZM250 263V264H251ZM3 264H5V263H3ZM22 264V263H21ZM33 264V263H32ZM90 264V263H89ZM104 264V263H103ZM114 264V263H113ZM188 264V263H187ZM202 264V263H201ZM235 264V263H234ZM259 264H260V262H259ZM263 264V263H262Z\"/></svg>",
  "mask_w": 264,
  "mask_h": 264
}]
</instances>
